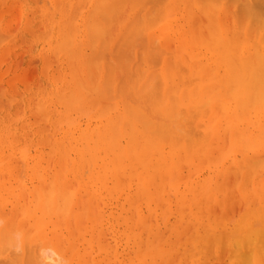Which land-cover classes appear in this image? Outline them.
Segmentation results:
<instances>
[{
    "label": "bare ground",
    "instance_id": "bare-ground-1",
    "mask_svg": "<svg viewBox=\"0 0 264 264\" xmlns=\"http://www.w3.org/2000/svg\"><path fill=\"white\" fill-rule=\"evenodd\" d=\"M51 1L54 2L53 5H55V7H54L53 10H51V6H50V10L53 11L52 15L51 14L48 15V13H47V15L49 16V18H48L49 20L48 21L50 23L48 21L47 22L44 21V22H45V25H46V23H49L50 26H51V27L49 26L50 30L49 31L46 30V31L53 34V36L51 37L52 41H53V39H55L54 40L55 42L57 41L56 42L57 44L55 43L56 45L53 44L52 46L56 47V49H57L56 53L58 55L64 54V55H66L68 57V61H66V59L62 60V58H61V61H63V62L66 61V62L70 63V64L68 63L67 65L68 66L70 65L69 67H71V70L69 69L71 71V73L69 72V77H70V74H71V77L73 76L71 78V80L73 79V81H74V76L75 77H77V76L79 77V75H80L82 77L81 78L79 77V79H77V82L74 81L76 85L73 84V83H70L69 81H71V80L69 79V81H67L68 83L65 86L66 88L64 87L65 90H63V87L59 86L60 88L54 89L51 94L48 93L47 97H45L46 93H44V92H47L48 90L45 91L46 90V89H44L45 87L43 89H41V85H42V84H40L41 82L37 85L38 87L35 85V87H37V89L39 87H40V89L36 92V94H35V92L31 93L32 95H34V94L36 95V99L33 100V101H36V102L34 103V102L31 101L32 103H34L33 104L34 108L32 109L34 112L31 109H30V112L32 111L31 112L32 114L33 113L38 114V116L41 117L42 120H38L39 122H37V119H39V118H37V117H36V119L32 118L31 122H36L34 124L37 125L40 128L36 127V128H38V130L36 131V128H35L36 132L32 131V132H34V134H32V132L30 131V133L32 134L30 137H29L30 133H28L29 135L28 134L26 135V132H24L25 135L28 138H27V140H25L26 143L23 142V144H22V145H24V143H25V145L23 147L20 146L21 149H19V151L21 150V152H19V156L18 155L16 156V153H17L16 150L18 149L19 143H21V141L23 140L22 139L23 137H21V135H20L19 137L22 140L19 139L20 141H18L17 139L19 137L17 139H14V138L12 139V137L14 136V134H13V136H11V138H9L10 140L7 137L9 142L7 141V139L5 141L4 137H2L4 134H3V132H1V129L3 127L0 129V217H2L1 219H3L5 221V226L3 227L2 230H0V264H25V263H29V264H60L59 262H61L62 259L68 261V263L66 262V264H75L74 262H76L77 264H83L84 262H86L84 264H88L89 261L87 262V260H89V259H87V257H90V255L89 256L87 255V254H89L88 253V251H89L88 249L91 247V244L93 243L92 241H90V244H89L88 241L92 238L91 236H93V238H94L95 229H94V233H92L93 235H91L90 239H88V241H86L87 237L85 236L86 238H84L83 234L86 233L87 230H89V229H87V227H86L87 226V224H86L87 221L84 223V220H85V218L87 220V216H85V215H88V217H89L88 219H90V217L92 215L90 214L91 211H89V213H88V208L87 207H89V205H84L85 207L82 205V209L83 210L81 209L79 212L78 211L74 212L71 209H69V207L71 208L73 206V203H75L74 199L75 200L77 199V200L80 201L82 197H88L87 200L89 199V197H90V199L92 197V198H94V203H96V198H97V201L101 200V199L105 200L106 198H109L112 201V199L115 200V199L119 198V196H118L119 194L118 193L124 192L123 191L124 187H126L125 189H129L131 187L130 186V184H131L130 181H132V183H134V184H131V185L132 186L136 185L137 189L136 188L135 189L138 192L134 189V190H132L133 192H131V194L134 195V193L137 192L134 195V197H137V199L132 197V199H129V203L127 202L126 206L129 205L127 208L132 207V205L134 206L133 208H130V209H133V211L134 210L135 211L131 212L132 211L131 210L130 213L131 214L134 213L135 216H134V214H132L134 217H128L127 220L132 219L135 222L136 219H137V221H141V219H142L141 215L143 213H141V211L139 213H138V211L136 212V210L138 208L135 207V205L140 202V200H138V199H140L139 196L141 197L142 201L144 200L143 202H147L146 205H151L150 204L151 201L152 202L155 201L156 203H158L157 206L158 207L160 206L162 208V209L159 208L160 212L162 211V213H163L165 211V213L167 214V212H168V210L166 211V209L168 208V206L166 207L167 201H168V199L171 196H173L172 194L174 193V195H175L176 192H177L178 196L175 195L176 198L174 197V200H172L170 198V200L172 202L176 201V204H173L170 201V204L173 205V208L172 207L171 208L174 210V208H175L174 206H176V207L178 206L177 208H175L177 210H180V211H176L175 210V212H177V215L178 216L179 215L180 216L181 215L185 216L187 213H189L188 215H190V212H188V210H186V209H188V206H185V204L191 203L189 205H193V208H194L193 210L196 209V211H197V209L198 210L202 209V206H203V208H205V207H208L209 205H212V203L216 202V200L213 199V197L214 198L216 197V196H214L216 194L213 195V193H216L215 192L216 189H217V193H219L218 189L222 190L221 188H223V187L225 189H227V187L229 188L230 187L229 185H231V183H233V182H234L233 184L235 186V183H236L235 181H237L236 179L238 178V175L240 173L239 171L241 169H243V170L245 169V172H247L250 175L248 177H250L252 179L254 177L253 180H251L249 178V180H251V182H247V184L252 183L257 178L259 179L258 182L254 181V185H255L254 189L256 187V189H257L256 192H258L259 191L258 189H260L261 193H256V194L253 193L255 191L253 189H252L253 191H251L250 190L251 188L248 185V188H250L249 189L250 191H249L248 188H247V185H246V181H245V184H243L242 182H241V184L246 185L245 189L243 187V190H244L246 195L243 194V192H242V195H239V196H242V198H243L244 197L243 195L247 196L248 194H250V192H252L253 194H255L253 196L251 195L252 198L254 197L252 199V200H254V202L252 200H249L250 197L248 198V196H247L248 200L245 197L243 198L244 204L246 206V204L249 202L250 205H251V201H252L253 205L255 204V205L259 206V208L258 207L255 208V207H253V205H251L252 208H253V209H251L250 206L248 205L251 210L249 209V211L248 210L245 211L246 215H248L247 212H249V214H250L251 211H252L253 214L251 213L250 215H248L249 216V217L247 216L248 219L246 218V216L244 214H241L240 216H242V215L245 216L244 218H245L246 222L244 220V222H245L244 226H242L243 225L242 221L239 220L242 225L240 223H236L237 224L236 227L234 229L232 228L231 230H235V229H237L239 227H240V231H242V229H243L244 233L246 232L245 230H247V232H246L247 234L245 233L244 236L240 237L243 234V232L241 234L239 229H237V230H235L237 232V235L236 236L234 235L232 237H234L235 239L239 238L238 240L236 239V242L239 243V244L237 243V245H238L237 249L241 247L240 248L241 250L238 253H240L241 251L243 252L244 248L247 249L246 251H250V249H251L250 252L253 253L254 248H256L260 243H262L261 241L264 240V238H261V239L259 238L260 235H259V237H258V235H256L257 237L255 238V240L256 241H260L261 240L260 242H256V241H254V239H250V241H252V240L254 241V242L252 241V243H249L250 241L247 242V244H249V245L251 244L252 245L250 249H248L249 245L246 244V241H247L246 239L247 238L248 239L251 238L250 234L253 233L252 229L255 227L253 224L254 223L256 224L257 221L264 222V221H261V217L264 216V194H262V193H264V188H262V187H264V180L261 179V174H262V172H264V171H262V170H264V18H262V17H264V14H261V16H260V13H264V12H260L259 11V8L264 9V0H227V2L226 1L223 2L224 0H222V1H220V0H167L168 2H166L167 5L165 4V6H163L164 5V3H163L164 0H162V1L161 0H159V1L155 0L156 3L153 2L154 0L153 1L152 0L151 1L150 0L146 1L145 0L144 2H142L143 0H141V2L139 3V6L136 3L139 0H130V1L129 0H122V1L121 0H100V1H98V0H83V1L76 0V3H77L78 6H74L75 5V3L73 2L74 0H51ZM84 1H87L86 3L91 2V1H95L96 4L94 2V6L93 7H89V6L86 7L84 5H89V4H86V3L84 4ZM123 1H124L125 4H127V2H128V6H129V2L132 1L131 5L134 6L133 11H130V10H129L130 12L129 11H125V12H129L131 15L129 13H127V14H129L132 18L134 16L133 12L136 9L135 7H137V6L141 7L143 5L142 6V8H143L145 6L144 3H149V2L150 3L152 2L153 4H156L155 6H153V7H155V10H153V7L151 8L150 5L146 4L147 5L146 8L148 10H150V8H151V10H153L151 12L150 11L148 12V10L143 9L144 12H145V13H143L142 8H140L141 9V11H139L140 15L138 14V12L135 14V15L138 14L139 18L142 17L141 15H144L143 16L144 19H145V16L147 17L149 14H151L150 18L147 17V21L146 22H145L144 19H142L143 22L140 21V19H139L138 21H140V24H142V26L140 28V26L138 24L137 25V26H139L138 27V32H136L137 29H135L136 31H134V32L137 33V34L134 35V38L136 36H138L139 37L138 38L139 41L142 40L141 42H139L137 40L138 41V45L135 43L136 46L141 47V49L144 48L145 45L147 44V45H149L148 48L150 47V49H152V51L154 52L155 51L154 49H156V47H158L156 49V52L157 53L159 52V54L161 55V53H163L167 48H169L168 44L170 43L171 40L172 41H171L170 45H172V43L175 40H177V39L180 40V43L182 45V41H181L182 37L180 36V34L181 35H185V31L184 30L186 28H187L186 29L187 30L186 34L189 35L188 36L189 39H187L188 43H189V40L192 37L193 42H191L189 44V45H191V44L192 45L189 46L187 49L184 46H182V47H184L186 49V52L184 51L185 52L184 54H182L180 52V55L186 56L187 58H180V56H179L178 58L176 57V59H175L174 58L175 54H174V52H172L174 55H173V57L170 58V60L173 59V62H172L173 64H177V63H174V59H175L177 62L179 61L178 63L180 65L182 63L184 66H186V68L188 69L187 73L191 74L192 77H194V79H196L197 82L196 81L194 82V84H196V85L192 86L190 83L193 84V81L190 80L191 81L190 82L189 79H188V81L190 83H187L188 81H186V79L188 77V74L185 73V71L182 68H179V70H178V68H176L177 70L174 69V68H172V69L169 68L170 69L169 71H167V72L164 71L166 69H163V67H164V65L166 63L163 65L162 62L163 61L165 62V60L163 59V61H162V58H164V57L161 58L159 56V58H161L159 60H161L160 64L162 66L160 68L157 67V69L156 68H151V69L152 70L155 69L154 70L155 71L154 74H155L156 77L155 76L154 77L156 79L158 77L157 81L160 79L159 81H161V83H162L160 85L164 86L163 87L164 91H165V88L169 89L168 91H170V95L168 94L169 95L168 97H170V98H167V100H166L164 98V96L166 97L167 94L166 95L164 94V96H161L160 94L161 93L163 94L165 92H160V94H159L160 98L157 97L155 102L153 101L156 106L154 104L153 105L155 107L159 108L162 105H160V104H159L160 106L157 105V99L158 100L160 99L162 101L166 100V102H167L168 100H172V98H173L172 96H174L175 100L173 98V101H172V103H174V107L168 106V104L170 103L168 101L167 105L163 103V106L161 107L162 110H160V108H159L158 109L159 111H158L154 107L156 109V110L154 109L155 113L157 112V114L159 116H160V114H161V116H163L165 113L169 112L168 114H166L169 117V114L172 115V112H170V111H173V113H175L174 112L175 110H178L179 112L181 111V109H182V111L185 110L184 111L185 112V116L186 115H190L191 122H189L190 121V119H189V121H188L189 123L187 122V124L190 125V123H191V128L188 125L186 126L184 123H182V124H184V126L183 125L182 126L184 127L185 132H188L190 129H191L190 132H197L196 134H199L198 138L197 137H192V136H194L196 134L194 133V135H193L190 132L186 133L187 135L189 134V136L192 135L190 138H186L187 135L184 136L183 134H182V136H180V135L179 136H175L176 133L174 132L173 129L170 128V126L172 124L170 126H168L170 129H168V127L166 126V128H167V130H166V128L165 129L163 128V127H165L164 125L161 124V125L157 126L156 124L153 123L154 121L149 119V117L147 115H145V114H144V119H142L143 117H140V115L143 114V113H141V112L139 113L140 110L138 111V109H135V112L137 110L136 113H137L138 117L141 119L140 120L138 118L137 122L140 123V124L143 122V124H144V125L141 124L142 127L139 125L141 127L142 131L144 130L147 133V131L149 130V128L147 130V127L149 125H151V126L154 125V127H155V128H153V127L150 126V130L151 129L152 130L151 131L149 130L150 134H154L153 135L154 137L150 135L151 137H153V139H151V137L148 134H146V136H149V137H146V136L144 137L146 142H147V138L151 139L152 140V142H151L152 144L151 143L149 144V142L146 143L144 141L145 143L142 145L140 143L143 142L144 138H143L142 142L139 141V138H140L139 136L141 135V133H139L138 131L141 132V130H139L138 128L135 129V126L138 127V125H135L137 123L136 122V119H137L136 116L137 115H135L136 113L134 112V109H132V110L128 109L130 112L127 111L128 113L124 114V113H122L123 109L122 110L120 109L121 112L119 111V108H121V107H119V108L116 107L118 105V103L115 101V103H117V105H115L113 103L114 105L112 104V106H111V104H110V107H109V106H107V104H105L107 106L106 108L109 107L108 110L106 109L108 112L102 110V107L100 105H99L100 106V108H99L100 111H98L99 109L98 110L96 109L97 106L95 108L93 107L94 105H96L99 102V101H97L98 98H96V97H95L96 98L95 100H96L97 103L93 102L94 103L93 106L92 105H88V104H93L92 103V99H90V97L88 95L94 94V96H95L97 94V92L103 91V89L100 90L101 85H99V84L101 82L103 83V81L106 78H108V77H109V79L112 78L110 76L112 73L111 74L107 73V74H109L108 76L105 73V72H109V70L105 71L107 69V65H106L107 62L105 63V61H106V55L113 53V50H110L111 52L108 51L109 53L107 52V50L109 48L113 49V47H112L113 45H117V46H114L115 50H116V47H118V43H114V41H113V40L117 39V35L118 34L117 33H116V35L113 34L114 37L115 36L116 37L115 38L112 37V39H111V37L108 36L111 39V43H108V42L105 43L104 41L107 40L108 37H105V35L107 36V34H105L106 29H104L103 27L106 26V28H107L108 23H109L108 17H110L109 19H112L111 18L112 17L111 14H113L115 16L116 12H114V10H116V11L119 10L118 7H121L120 5L123 3ZM229 1L231 2L230 4H229ZM2 2H3V4H5L4 0ZM80 2H82L83 4L80 3ZM182 2H183V4H182ZM220 2L223 3V5H221ZM18 3H22V2L19 1ZM160 3L161 4L163 3V4L161 5ZM224 3H226V6L229 5L227 7V9L225 8V4ZM115 4H116V6H115ZM135 4H137V6H135ZM140 4H142V5H140ZM180 4H182V5L179 6ZM79 5H82L83 7L79 6ZM222 6H224V7H222ZM84 7H85V9H88L89 11L87 10V13H86L87 15L81 16V21H82L81 22L82 23L81 27H83V31L86 32V34L88 33V28L89 27H90L91 31H89L90 33H88V35H84V36L82 35L83 36L82 37L81 33H83V34H85V33L81 32V29L78 28V26H80V24L77 25L78 17H77L76 14H78V12H79V15L82 14V11H80V9L82 10V8H84ZM157 7H159V8L162 7L163 8L160 11H158L159 15L156 13L157 12L156 11ZM43 8H44V6H43ZM67 8L68 9L70 8L72 10L74 8H76L79 11L77 12V10L75 9L76 10V14L74 13V11L73 12L71 11V13H70L69 11H66ZM140 9L138 8V10H140ZM223 9H225L224 10V15H225V17H227V20H228V15L231 14L229 16V20L228 21L225 19V17L224 18L221 17V15L224 16L222 14ZM24 10H26V9H24ZM226 10H227V12H225ZM257 10L259 11V13L256 12ZM262 11H264V10H262ZM18 12L20 14V11H18ZM153 12L155 14H157V17H155V18L153 17V16H155L154 14H152ZM176 12H177V15L179 13V18H178V16H175ZM228 12H229V14H228ZM122 13H124V12H122ZM146 13H148V15H146ZM180 13H183V14L181 15ZM107 14H109V15H107ZM160 14H162V15H160ZM47 15L45 14V17H44L45 19L43 18L42 20H47L46 19L48 17ZM58 15H59V17L56 18ZM91 15H92V18H91ZM26 16H28V15H26ZM126 16H125V19H126ZM159 16H161V17H159ZM162 16H163V20H161V22H160V26H159L160 28L159 27H158V29L155 28L157 30H155V29L154 30L151 29L149 31L146 30L148 32H146L145 29H143L145 27V25L149 26L148 24H150V28H152V25H153V27H157L158 24H154L155 23L154 21L157 22L158 17H159V19H162ZM0 17L2 18V16H0ZM40 17H42V16H40ZM123 17H124V15H123ZM152 17L155 19V20L153 19V21H152L153 23L150 21V19H152ZM89 18H91V19H89ZM106 18H107L108 22L104 20ZM132 18H131V21H132ZM136 18H134V19H136ZM184 18H185L186 21L184 20L182 24H184V26L187 25L186 28L183 25H181L179 20H178L177 24H176L177 20L175 21V19H180L181 20V19H184ZM221 18H222V20H221ZM25 19H27V18H25ZM31 20H33L32 17H31ZM103 20L105 21V23H104ZM26 21H28L27 23H30L29 20H26ZM149 21L152 23V25H151V23ZM16 22H18V21L16 20ZM129 22H126L124 24L121 23L122 24L121 25L122 29L124 27H126L127 24H129ZM181 22H182V20H181ZM0 23H1V21H0ZM38 23H40V22H38ZM174 23H175V26L180 23L178 27L179 28H182V27L184 28V30L180 29V31H184L183 32L184 34L182 32H180L179 36L177 35L178 38L174 34L176 39L172 36L173 33H172V35L169 33L170 34L169 35L168 32H170V31L166 30V29L171 30L173 28V24ZM111 24H112V22H111ZM113 24H114V22H113ZM143 24H145V25H143ZM4 25H5V22H4ZM8 25L10 26V23L7 24L6 26H8ZM16 25L18 26V23ZM16 25H14V26L16 27ZM115 25H116V23H115ZM28 27H29V25H28ZM109 27H110V25H109ZM135 27H136V25H135ZM1 28L3 29V25H2ZM4 28L6 30V27H4ZM25 28H27V26ZM25 28H23V30H27L30 27L27 28V29H25ZM37 28H38V26H37ZM139 28L141 30H139ZM179 28L176 27V29H179ZM8 29H9V27H8ZM30 29H32V28H30ZM42 29H41V31H42ZM76 29H77V31L80 29V31L77 34H76V32H77ZM103 29L105 31H103ZM163 29H165L166 32ZM3 30H0V31H3ZM107 30H109V28H107ZM162 30L165 33H167V34H165L163 32H160ZM173 30H175V29H173ZM125 31H127V29ZM9 32H7V33H9ZM178 32H179V30H178ZM1 33H0V36L5 34L3 32H1ZM49 33H47L48 35H46V36H48V38L51 36V34H49ZM79 33H80L81 39L82 38H84L86 40H88V38L90 39V41H89L90 45L86 44V41H85L86 46L81 44L82 42H81V39L79 38ZM174 33H175V31H174ZM120 34H121V30H120ZM120 34L118 35L119 38H120ZM122 34H123V32H122ZM130 34L131 33L129 31V35ZM144 34H146V35H144ZM176 34H177V31H176ZM109 35H111V34H109ZM76 36L79 38V39L77 38L78 41H76L77 40ZM102 36L105 37V40H101ZM131 36H132V34H131ZM186 36L187 35H185L183 37L184 38H188ZM86 37H88V38H86ZM143 37H145L144 39H146V40L140 39V38H143ZM0 38H4V37L2 36ZM5 38H6V36H5ZM172 38H174V41H173ZM129 39L132 40L131 37H129ZM143 40L145 41L146 44H144L142 46V43H144ZM37 41H38V39H37ZM108 41H110V40L108 39ZM115 41L119 42L118 39L115 40ZM74 42H75V44H74ZM187 42H186V44H187ZM28 43H29V41H28ZM76 43H78L80 45V47H78L79 45L76 44ZM91 43H94L95 46L93 44L91 45ZM107 43L109 45L111 44L112 48L111 47L108 48L107 46H109V45H107ZM49 45H50L49 46V48H50L51 44H49ZM73 45H74V47L76 45V47L74 48ZM81 45H83L84 48L81 47ZM147 45L145 47L146 49L144 48L145 51L148 49ZM181 45H180V47H181ZM87 46H88L89 49L93 48L92 50H94L95 52L90 50L91 55L83 54V53L81 54V51L84 50L85 48H87ZM91 46H94V47H91ZM130 46H129V48H130ZM136 46L134 45L133 47L136 49L137 52H134V51H132V52L134 53V56L137 57V60L138 59H142L144 57V55L142 56V55H140V53L143 52L142 50H144V49L138 50L136 48ZM102 47H104V49ZM174 47H172V48H174ZM176 47H177V45H176ZM29 48H30V45H29ZM99 48H101V49H99ZM105 48H107V50ZM170 48H169V50H170ZM79 49L80 50L82 49V50L80 51ZM131 49L133 50V48H131ZM100 50L103 53H101ZM157 50H159V51H157ZM105 51H106V54H104ZM145 51L142 54H145L146 53ZM152 51H151V53H152ZM179 51H181V50H179ZM54 52L55 51H53V53ZM96 52H99V53L103 54V56L105 55L104 56L105 59H103V62L105 64H103V63L101 64V61H98L99 64L95 65V68H93L92 63L97 62V61H95L96 59L94 57H96V55L97 56L99 55ZM123 52H125V51H123ZM138 52H139V54H138ZM169 52L171 53V51H169ZM84 53H85V51H84ZM157 53L153 54V56L155 55V57H156ZM175 53H176V51H175ZM137 54L139 55V57L137 56ZM167 54H169V53H167ZM64 55H63V58H65ZM86 55H87V58L85 57ZM54 56H56L55 53H54ZM100 56L101 55H99V57L97 59H102V56L101 57ZM150 56H152V55H150ZM153 56H152V58H155ZM203 56L207 57V60H209L208 61L209 63L206 62V57H204L205 58V62H202L203 59H204ZM89 57H90V59L93 62L89 59ZM91 57H93V58H91ZM208 57L213 58V60L211 59L212 62H210V58H208ZM42 58H44V57H42ZM145 59H146V57H145ZM145 59L144 60L142 59L143 62H145ZM157 59H156V62H157ZM80 61L83 62L82 64H83L84 67L79 64ZM133 61H134V59H133ZM138 61L140 63H143V62H141V60H138ZM56 62L58 63V61H56ZM66 62H65V65H66ZM75 62L77 63V65H76ZM72 63L74 65H72ZM90 63H91V65H90ZM112 64H114V63L112 62ZM143 64H144V67H145V65H147V63H143ZM143 64H141V65H143ZM160 64H158V66H160ZM65 65H64V67L67 66V65L66 66ZM88 65L91 68L87 72ZM102 65L104 67L103 69H102ZM104 65H106V67ZM42 66H41V68H42ZM73 66H75V67H73ZM78 66L82 67V68H80L81 70L83 68L84 69L82 71H80V70L78 71L79 68L76 69V67H78ZM58 67H60V66H58ZM141 67H142L143 70H145L143 68V66H141ZM151 67H153V66H151ZM169 67H171V66H169ZM85 68H87V69H85ZM100 68L104 71V73L106 75H105V78H103V79L101 78L103 81H101L99 84L97 83V86L99 85V87H100L99 90H96L97 91L96 93H92L91 92L92 87L94 88L96 86V85L93 86V84L96 83V81H93V79H94L95 74L97 73V70H99L98 73H97L98 74V78H100V75H102L101 77H104L103 76L104 73L103 74L102 73L99 74L100 71H102ZM145 68H149V67H145ZM220 69H221L222 75H220L221 73L219 75H217L219 73L218 71ZM84 70H86V73L85 74L83 73L84 75H82L81 72H83ZM140 70H139V72H140ZM143 70L141 72H143ZM149 70L150 69H148V71L146 70V73H144V75L145 74L147 75L149 73ZM152 70L150 71V75L153 72ZM74 71H76V74H75ZM183 71H184L185 74H183ZM77 72L80 73V74H77ZM110 72H112V71H110ZM113 72H114V70H113ZM215 72H217V73H215ZM93 73H95V74H93ZM46 74H48V73H46ZM52 74H53V72H52ZM114 74H115V72H114ZM42 75H43V73H42ZM56 75H57V73H56ZM148 75H147V77H148ZM48 76H50V75H48ZM84 76H85V78H84ZM177 76L178 77L181 76V78L183 76H186V78L183 77L185 80H183V78L182 79L180 78V80H179V78ZM61 77H62V75H61ZM83 78L85 80H87V81L85 82ZM96 78H97V76H96ZM149 78L151 79L150 76H149ZM66 79H64V80L66 81ZM109 79H107V82L104 81L105 85L107 84L106 87L107 86L111 87V85L113 84L112 83L110 85L111 80H109ZM143 80H144V82H145V80H147L146 76L145 77L143 76ZM176 80H178V81L176 82ZM80 81H82V83ZM98 81H99V79H98ZM108 81H109V85H108ZM185 81H186V83H185ZM20 82H21V80H20ZM112 82H114V85H115V81H112ZM139 82H141L142 84L144 83V82H142V79ZM151 82H152V84H149L150 86L153 85V80H151ZM36 84H37V82H36ZM91 84H92V86H91ZM142 84H140V85H142ZM184 84L185 85L187 84V87H184ZM45 85H47V84H45ZM114 85H112V87ZM124 85L125 84H123V86ZM128 85H126V86H128ZM149 85H147V88H148ZM160 85L158 84L157 86L160 87ZM27 86H29V85H27ZM57 86H58V84H57ZM188 86H191V87H188ZM0 87H2V85H0ZM85 87H87V90L90 88L89 92L91 94H89L88 91L85 90ZM106 87H104V88L106 89ZM9 88H10V85H9ZM15 88H16V86H15ZM23 88H25V87H23ZM48 88H50V85H49ZM73 88H75V89H73ZM137 88H142V86L138 87V84H137ZM137 88L135 87V90H134V88H132L134 93L136 92V90H137V92H139L140 89H137ZM160 88L161 89H159V91L162 90V87H160ZM2 89H3V93H4L5 88H2ZM26 89H27V87H26ZM107 89H106V92L104 91V93H107L106 97H108V91H109V90L107 91ZM115 89H117V88L116 87L115 88H111V92L112 93L113 92H116V93L118 92L120 94V93H122L124 91L125 88L121 89L122 92L121 91L119 92L120 89L117 90V91H115ZM0 90H1V88H0ZM126 90H125V92H126ZM13 91H14V89H13ZM25 91H29V90H25ZM154 91H158V90L156 89ZM31 92H32V90H31ZM111 92H109V94ZM131 92H132V90H131ZM3 93H1L0 96H2ZM24 93L26 94V92H24ZM102 93L100 95L105 96V94L104 93L102 94ZM116 93H115V95H116ZM19 94H21V93H19ZM25 94H23V95H25ZM111 94H110L111 98L109 97V98H107V100L104 97V100H106V102H108V103H109V101L111 99L116 100V98H117V97L114 98V96L111 95ZM156 94H157V92H156ZM32 95H30L28 97V99H30V97ZM52 95L56 96L58 99L61 98L60 100H57L56 103L63 104L64 109H65V106H67L66 110L65 111L63 110L64 111L63 113H62V111L61 112L59 111V112H55L54 114L52 113L53 114L52 115V114H50L52 109L49 111L50 113H48V110H49L48 106L49 105L47 106V100H48L47 98L51 97ZM140 95H141V93H140ZM87 96L89 98L88 100L86 99L87 102L91 101V103L88 102L87 106L84 109L85 105H83V104H84L85 98H87ZM94 96L91 95V98H93ZM18 97H20V96H18ZM21 97H24V96H21ZM0 98H2V97H0ZM9 98H10V96H9ZM13 98L15 100V97H13ZM52 98H53V96H52ZM184 98H186V99H184ZM11 99H12V96H11ZM11 99H10V103L13 101V99L12 100ZM17 99L18 98H16V100ZM32 99H34V97L31 98V100ZM54 99H56V98L54 97ZM100 99L101 98L99 96L98 100H100ZM123 99H125V98H123ZM6 100L7 101H5V104L9 105L8 104L9 99H6ZM93 100H94V98H93ZM101 100H103V98ZM119 100H121V98ZM119 100H117V101H119ZM152 100H154V99H152ZM26 101H28V100H26ZM112 101L113 100H111V102ZM48 102H49V100H48ZM123 102L125 104V100H122L120 103H123ZM153 102H151V103H153ZM23 103H25V102H23ZM52 103H53V101H52ZM101 103H104V101H102ZM54 104H55V102H54ZM124 104H123V106H124ZM126 104H127L126 107H128L130 105V102L127 101ZM143 104H145V103H143ZM22 105L23 104H21V107L23 108ZM27 105H28L27 106V108H28L29 104H27ZM105 105H104V109H105ZM0 106H1V103H0ZM91 106L96 110L95 111L96 113L99 112V113H97V115L94 112V115L96 116V117L94 116V118H97L96 120H97V122L98 121L100 122L99 123L100 126H96V127L95 126L93 127L92 125H91V127H86L85 126L86 129H83V131H82V129L80 127H78V126H81L78 123L80 121H77V120H76L77 122L75 121V118L72 116L73 113L71 111H73V109H74L73 112H75L78 109V111L79 110H86L85 112L87 113V111L90 109ZM164 106H168L169 108H173V109H169L168 107H167L168 108L167 109ZM81 108H83V109H81ZM93 108H92V112L94 111ZM115 108H117V109H115ZM131 108H134V106L133 107L131 106ZM137 108H138V106H137ZM165 108L167 110H164ZM178 108H181V109H178ZM139 109H140V107H139ZM148 109L149 108H147L146 110H148ZM111 110L113 111V114L110 115V113L112 112ZM114 110L116 111V113L114 112ZM124 110H126V109L124 108ZM163 110H164V112H163ZM18 111L16 112L17 114L13 113L12 115L13 116H15V115L18 116V114L21 113V111L20 112H18ZM117 111H118V113H117ZM131 111H132V113H134L133 116L136 118L135 121L133 119L134 117L133 116H132L133 118L131 117V115H132ZM178 111H176L177 112L176 113V117L173 116V117H175V119L177 118V114L179 115L180 113H182V111L180 113ZM83 112L84 111H81V113H80V111H79L80 114H82ZM92 112L88 111V114H90L92 116ZM184 112L182 113L183 115H184ZM76 113H75V115H76ZM79 113H77V114H79ZM129 113L131 115H129ZM80 114L78 115V117H80ZM127 114L129 115V117L127 116ZM5 115H7V114H5ZM5 115H4V117H5ZM84 115H85V113H84ZM125 115L127 116L126 119L127 118L128 119L124 121ZM166 115H164L163 118L166 117ZM32 116L35 117L37 115H32ZM141 116H143V115H141ZM2 117L3 116H1V118ZM8 117H9V115H8ZM15 117L12 118V121L13 120L17 121V119L19 118V116H18V118H15ZM81 117H83V114L81 115ZM130 117L134 121V125H132L133 123L131 124V122H133V121L130 122V120H131ZM160 117H159V119H160ZM21 118H22V116H21ZM129 118H130V120H129ZM163 118H161V119H163ZM5 119H7V117ZM172 119L174 120V118H172ZM10 120H11V118H10ZM142 120H144L145 122L142 121ZM149 120H151V122L152 121L153 122L150 124ZM163 120L166 122L167 119L164 118ZM176 120H177L176 121L177 122V126L179 125V123L181 124V122H186V121H181L180 119L178 120V118ZM183 120H184V118H183ZM28 121H30V120L28 119ZM93 121H95V120H93ZM170 121H168V122H170ZM178 121H181V122H178ZM27 122H23L24 125L27 124ZM75 122H76V124H78L77 126H76ZM123 122H126V124L129 123L128 124L129 126L127 127V125H126L127 128L123 129L121 127V125L123 126ZM9 123H8V125L5 126L6 130L8 132H9ZM86 123H87L86 125L89 126V122H86ZM174 123H175V121H174ZM14 124L16 125V123H14ZM20 125H21V123L19 124V126ZM24 125H22V126L25 127V128L23 129V127H21L22 130L26 129V125L25 126ZM40 125L41 126L44 125V126L41 127ZM14 126H12V127H14ZM57 126H60L61 130L59 129V127L56 129ZM161 126H163V127H161ZM172 126H174V125H172ZM160 127L162 128L161 130H160ZM180 127H181V125H180ZM75 128L77 130H79L78 134H77V132H75V130H74ZM78 128H80V129H78ZM29 129L27 128V130H29ZM58 129L60 131L61 136H59L58 133H56L57 132L56 130H58ZM174 129H176V128H174ZM17 130H20V128H18ZM159 130H160V132H159ZM168 130H170V131H168ZM178 130L180 131V129H176V131H178ZM80 131L82 133L81 137H80L81 141L79 140L80 143H78V145H77V141H78V138H79L78 136H80V134H79ZM149 131H148V133H149ZM14 132L15 131L13 129V133ZM74 132L76 134V138L74 136ZM145 132L144 133L142 132L143 136H144ZM172 132L175 133V134H173ZM123 134H125V135L128 134L129 137H127V141H126V138H125L124 143L125 142L126 143L122 145L120 139H122L121 136ZM155 135L157 136L156 138H155ZM124 137L125 136H123V138ZM189 139H191V140H189ZM43 141H47V143L45 142L46 144L45 143L42 144ZM74 141H75V144H74ZM38 142H40V144H37V145L40 146L42 144L43 147L44 146L50 147V149L48 148V151H49L48 153L46 151L42 152V149H38L41 153H39L37 151L39 153V157H38V153H36V155H35V156H37L36 158H33L34 156H32V159L34 161L33 162L31 160V154L27 156V152H29V150H26V147L29 146L30 144L34 143L33 144L34 146H33L32 149L37 148L38 146L35 143H38ZM164 143L165 144L168 143V145H169V147L166 148V149L169 148V151L168 152L166 151L165 154L163 153V151L161 152V147H162V144H164ZM80 144H82V145H80ZM35 145L37 147H35ZM147 145H149V146H147ZM164 146H163V148H164ZM139 147L142 149V151H140V152H138V150L140 149ZM249 150L253 151L254 155L252 154L253 152H251ZM72 151H75L74 155H77L75 158H74L73 155L71 156L73 158H70V155H71ZM199 151H202L201 152L202 154L201 153H198L199 155L196 154ZM237 151L241 152L242 155H241V153L239 154ZM248 151H249L250 155L252 154L251 157L249 156ZM131 152H133V153H131ZM235 153L239 154V156L241 158V161L237 162V158L235 157V155H236ZM43 155H46L47 158H43L44 157ZM196 155L198 157H196ZM28 157L32 161L31 164H29L30 160H28ZM230 158H231L232 162H233V159L235 158L234 160H235L236 164L234 166L230 162L231 163V168L229 169L230 165L225 164V163H227V159H229V161H231ZM240 158H239V160H240ZM34 159H36V162H35ZM97 159H99V163L97 162ZM194 159H195V161H193ZM39 160H41V161L44 160V162L46 160H48V161L51 160L52 162H50V164L53 163L55 171L50 169V168H52L51 167L52 164L49 167L50 164H48V161H47V165H45V164L43 165V162L41 163V161L39 162ZM225 160H226V162L224 163ZM28 161H29V163H28ZM196 161H198V162H196ZM194 162H196V163H194ZM221 162H223V164H225V165L223 166ZM174 163H177L176 164L177 167L174 166L175 165ZM184 164H186V165L183 168ZM218 164L219 165L221 164L223 166V168H221L222 166L220 168L222 170H224L225 173H228V172H226L227 170L228 171L229 170L230 171L233 170L232 168L235 169V172H237L236 169H239L238 174L234 175V173L230 172V171H229L230 174L228 173V175L232 179L234 178L233 182H231L232 179L227 174H225L222 170L221 171L224 173V175L219 169L215 170L217 168L216 166ZM200 165H201V167L203 165L202 168L205 169V167H206L208 170L211 169L210 171L212 173L214 171L215 173L217 172L218 174L216 173L217 176H215V177L212 176V173L210 174L212 177L209 174H208L209 176L206 175V177L203 178V179L200 177V179H202V180H199L200 182H198L195 179L197 181V183H196L195 180H193L194 181V183H192L193 185H190L191 182H193V181H190L191 178L193 177L192 174H196L197 175V173H195V170L197 169L196 171H198V169H201ZM205 165H207V166H205ZM226 165H228V167ZM171 166H174V167H171ZM189 166H190V168L193 167V168H196V169H193V168L189 169ZM209 166L211 168H209ZM170 167H171L172 170L174 168V171L178 170V169H179V171H175L176 173L173 171L174 174H170V173H168V172L172 171L170 169ZM178 167H180V168H178ZM185 167L187 168L185 172L188 171L187 173H189V172L193 171V173H191V174L189 173L190 174L189 177L188 176L187 177L183 176L184 173H182L181 169H185ZM214 167H216V168L214 169ZM225 167L227 168L226 170H225ZM168 168L170 169L169 171H168ZM85 169H86L87 173H88V171L90 172V173H88L89 175L84 171ZM119 169L122 172V174H115L114 172L119 170ZM48 171H50V172H48ZM52 171H54V172H52ZM120 171H119V173H121ZM46 172H48V173H46ZM82 172H83V174H81ZM123 172H124V174H123ZM201 172H202V170H201ZM25 173H27L28 176L31 179L34 180V181L30 180L31 181L30 183L33 184V185L30 184L31 188L25 186V184H24V179H26V178H24V174ZM207 173H209V172H207ZM215 173H213V175ZM219 173H222V175H221L222 178L220 176H218V175H220ZM242 173H240V175ZM244 173H243V175H245ZM80 175H81V177H80ZM83 175H84V177H86V179H85L86 182H84L85 180H83V178H84ZM111 175H113L114 178H116V176L118 178H119V176H120V178L124 177L123 180L125 179L126 184H129V186H126L125 184L123 186L122 183L124 181L122 180L123 182L121 183V187H120V185H119L120 182L117 183L118 179H116L117 181L114 180V178L111 177ZM236 175H237L236 179H235V177H232V176H236ZM107 176H109L110 182H112L111 179H113V182H112L113 185L110 186V184L109 185L107 184L108 183L107 182L108 178H106ZM224 176H228L230 179H228V178H226V179H227V181H230V182H227L226 179H225V181H222L221 179H224L223 178ZM216 177L217 178L219 177L222 182H225V184H223L219 179H218L219 181L216 180L215 179ZM245 177H247V175ZM187 178H189V180ZM242 179H244V177ZM247 179H244V180H247ZM105 180H106L107 183L104 182ZM181 180H183V181L186 180V181H184V183H183V182H181ZM239 181L240 180H238L237 182H239ZM219 182L222 183V184H220ZM259 182H260V185L262 187L259 185ZM34 183H36V184L34 185ZM179 183H183L182 186L185 187L186 190H185V188L183 189V187H182V189L180 188V190H179L180 186L177 189H175L174 186L177 187V185H179ZM185 183H187V185ZM188 183H189V185H188ZM218 183H219L220 186L222 185L223 187L220 188V186L217 185ZM227 183L229 185L225 187V185ZM256 183H258V185ZM116 184H117V186H116ZM236 184H238V183H236ZM241 184H240V187L243 186ZM216 186H218V187H216ZM118 187H120V188L118 189ZM260 187L262 188V190H261ZM121 188H123V190ZM236 188H237V186H236ZM252 188H253V186H252ZM152 189H154V191H151ZM171 189H173V190L170 192L169 190H171ZM182 190H184V191H182ZM246 190H248V191H246ZM134 191H136V192H134ZM226 191L227 192L229 191L228 193H230V194L232 193V190H230V189L229 190L227 189ZM184 192L186 194L189 193L190 196L188 195V197H186ZM234 192L236 193V191L233 190L232 195L234 194ZM153 193H156V194L154 195ZM160 193H162V194H160ZM164 193H165V197L166 198H163L164 197ZM181 193L184 194V196ZM221 193H223V190L221 191ZM115 194H117V195H115ZM123 194H124V197H127V198H128V196H130V197L132 196L129 193H127V195H125V192ZM138 194H139V196H138ZM230 194H229V196L226 194L225 197H227V198L223 197L225 202L223 204L221 203L222 205H220V203H218V202H216V204L214 203L215 205H217V204L220 205V206H217V208L222 206L221 209L218 208L220 211H222V219H221V216H220L221 212L219 210H217V211H219L220 215L219 214L216 215L217 211H214L215 212L214 216H213V213H212V216L214 217V219H216V217L219 215L221 221L223 220V222H224V218H227V216H228V209L227 208H229V207L226 208V205L228 206L227 203L230 202L231 205H235L238 202L240 203V201H239V200H241L240 197L237 196L238 199H239L238 200L237 197H235V194L233 196H230ZM236 194H238V193H236ZM219 195H220L219 196V198H220L223 194H219ZM159 196H160V198H159ZM120 197H121V195H120ZM124 197H122L123 201H120V204L118 203V205H120V206L116 207V209L118 208L119 211H121V210L129 211L130 210V209L127 210L126 207H125V209L123 208V206H124L123 203H125V201L128 200V199H126ZM233 197H235L237 199V201ZM133 198H134V200H133ZM155 198H156V200H155ZM177 198H180L182 201H180ZM185 198L186 199L188 198V199L186 200ZM211 199H212V201H210ZM227 199H229V200H227ZM231 199H233L234 201L231 200ZM245 199L248 201L247 203H245ZM177 200L180 201L181 203L183 202L182 206H181V203L177 204ZM192 200H195L196 202L197 201L198 202L196 203L195 201H193L194 203H192ZM213 200H214V202H213ZM8 201L10 203L14 202V203H12V207H9L10 209L9 208H5L6 207L5 203L9 204ZM71 201H72V204H71ZM90 201H91V203L93 202L92 200H90ZM131 201L133 202V204H131ZM137 201H139V202L135 203ZM161 201H162L163 204L165 202L166 205L164 204V206H163ZM208 201H209L210 204L209 205L208 204L204 205V202L208 203ZM235 201L237 203H235ZM88 202H89V200H88ZM187 202H189V203H187ZM219 202H221V201H219ZM232 202H234L235 204H233ZM69 203L72 206L71 205L68 206ZM107 203L109 204V202H107ZM199 203H202L203 205L201 206V204L199 205ZM230 203H229V205H230ZM183 204H184V206H183ZM241 204H242V207H243L244 206L243 202H241L239 204V207L241 206ZM111 205H113L112 202H111ZM139 205H141V204H139ZM143 205H145V203ZM146 205L144 207H145V210H146L147 213L152 214V213L155 212V211L150 212L151 209H154V207H151V208L149 207V210H148V206H146ZM168 205H169V202H168ZM99 206H100V210H102L101 209L102 206H103L102 200H101V205H99ZM104 206H105V204H104ZM223 206H225L224 208H226V210H227L226 216L225 215L223 216V213H224L223 211H225L223 209ZM181 207H184V209L182 208L183 211H185L184 213H183ZM236 207H238V205ZM242 207H240V209H242ZM171 208H170V210H172ZM230 208H234V207L232 206ZM73 209H74V207H73ZM96 209L99 210V207L96 208ZM235 209H232V210H235ZM237 209L235 211L236 213L238 212ZM215 210H216V208H215ZM230 210L231 209H229V211ZM95 211H96V214L100 213V211L99 212H97V210H95ZM95 211L92 210V212H95ZM109 211L110 212H108V213L105 212V213L106 214H109V213L111 214V209H109ZM123 211H121V212H123ZM121 212L119 213V212L116 211L115 215L116 216L119 215L118 217L121 218L119 220H122V221H120V222L118 221V223H117L116 220H118L117 219L118 217L116 218L115 215H111L112 218H110V220H112L113 218L116 219V220H114L115 221L114 223H116L117 226H118V224L121 225L123 223V220L125 221V223L127 222L126 219H125V217H127V215L123 217V216H121ZM235 212L233 214H235ZM245 212H243V213H245ZM101 213H102V211H101ZM136 213L138 215L141 213V215L136 217V215H137ZM196 213H193V214H196ZM204 213H207V212H204ZM204 213L200 214V212H198V214H196V215H198V217H200L203 220V217L206 219V217H205L206 215H204ZM210 213H211V208H210ZM256 213H259V214H257V217H256ZM96 214L93 213L94 216ZM166 214H165V216H166ZM168 214H170V213H168ZM208 214H209V212H208ZM101 215L104 216V213L101 214ZM132 215H130V216H132ZM145 215H147V214L145 213ZM145 215H144V217H145ZM188 215H186V216H188ZM251 215H252V217H253V215H255L252 219H254L255 217L258 218V219L256 220V222H254L255 219L253 221L251 219L252 223L248 224L247 222L249 221V218L251 217ZM84 216H85V218H84ZM111 216H109V217H111ZM160 216H161V213H160ZM186 216L184 217L185 220H183L182 223H184L186 225H189L188 223H190L193 226H195V227H193L195 229H196L197 226H200L199 224H201V223L195 224V222H197L196 217L195 218L193 217V219L194 220L196 219V220L195 221L193 220L194 222H192L191 220L186 218ZM230 216H232V215H230ZM237 216H238V213H237ZM237 216H236V218H237ZM60 217L61 218L63 217L64 220H61ZM99 217L101 218L100 215H99ZM99 217H97V219ZM181 217H176V218H174L175 220L174 219H171V220L176 222L177 220L178 221L181 220ZM188 217H190V216H188ZM232 217L235 218L234 216H232ZM92 218L95 219V220H91L93 223H94V221L97 222L98 220H100V218L98 220L96 219V217L95 218L92 217ZM147 218L149 219V216ZM209 218H211V217H209ZM102 219H103V217L100 220V225L102 224V222H101ZM104 219L106 220V218H104ZM107 219H109V218H107ZM159 219L161 220L162 218L160 217ZM218 219L219 218L217 217L215 222H214L213 218H211V221H209L210 219H208V220L206 219V221H207V223L208 222H210V223L213 222V224L218 222V224L217 223L215 224V228H216V231L220 230V232H221V228H219V230H218L217 227H216V225L218 226L219 223H220L219 227L221 226V221L219 222ZM262 219H264V218H262ZM59 220L63 221L62 223H64L65 220H66V222H67L66 227H63L62 225H64L65 223L64 224H62V223L60 224ZM110 220H109V223L107 222V224H109V225L111 224ZM142 220H144V218ZM145 220H147V219H145ZM198 220H199V218H198ZM202 220H199V221L202 222ZM104 221H103V224H104ZM137 221H136V224H137ZM148 221H150V219ZM152 221H154V220H152ZM226 221L229 222L228 218L226 219ZM111 222L113 223V221H111ZM130 222H131V225L134 224V222L132 223L131 220L129 221V224L128 223H126V224L124 223V227L126 228V231L128 230V232H129V230H132L131 227H130V229L127 228V227L130 226ZM235 222H238V221H235ZM140 223H143V224H140ZM233 223H231V224H233ZM85 224H86V226H84ZM92 224H91V226H92ZM105 224H106V222H105ZM107 224H106V227L108 226ZM116 224H114V225H116ZM138 224H140L141 225L140 228H142V229H140V232H141V230L144 231V229L146 228L145 234H147L146 231L149 230V229L147 230V228L149 226L147 227L146 224H148V222L145 221V224H144V221H142V222H139ZM138 224L136 225L137 227L136 226L135 227L139 230V227H138L139 225ZM176 224H177V222H176ZM184 224H183V227L185 229H187L186 227H188V226H185ZM213 224H212V228H214ZM126 225H129V226L126 227ZM178 225L179 224H177L176 226H178ZM192 225H190L189 228H191ZM70 226H72V228L74 226V228H73L74 230ZM89 226H90V223H89ZM91 226H90V229L93 230V227H95V225L92 226V227ZM142 226H144V227H142ZM210 226H211V224H210ZM210 226H208V225H206V223L204 224L202 222V225L200 227L203 228V230L202 229L201 230L205 234L203 237H206V234H208L209 232H212V231L208 232V230H205V229L209 228ZM226 226H228V224ZM68 227H70L72 229V231L70 230L71 233L67 234V231L69 230ZM84 227H86V229ZM113 227L114 226L112 224V228ZM132 227L134 228V225H132ZM164 227L165 226H163V229H164ZM172 227L173 226H171V228ZM256 227H258L257 224H256ZM64 228L68 229L65 232L66 234L63 233L64 232L63 231ZM109 228L106 230L105 225L103 226V229H105L106 231H111ZM136 228L133 229L132 235L129 234V237L135 235ZM150 228H151V226H150ZM153 228H151V229H153ZM169 228L170 227H168L166 230L170 231ZM175 228L177 229V227H175ZM229 228L230 227L228 226V229ZM244 228H245V230H244ZM195 229H192L193 232L195 231ZM254 229H256V228H254ZM259 229H262V230H259ZM81 230H83V231H81ZM91 230H89V231L91 232ZM112 230L117 231V229H114V228ZM257 230H259L257 234H259V232H261V234L264 233V226L261 225L260 228H257ZM163 231H165V229ZM172 231H173V228H172ZM187 231H188V229H187ZM196 231H197V229H196ZM206 231L208 233H205ZM249 231H252V232L248 233ZM18 232H19V234H21V241L20 242H21V245H22L23 254L20 253L21 255H19L18 252H17V254L14 253L16 255L13 256V254H12L13 252L11 253V251L14 249V247H15V249L17 248V246L13 245V244L17 243L18 241L14 242V239L17 236L15 238L12 237V236L15 235L14 233H18ZM133 232H134V235H133ZM136 232H137L136 235H138V237H139V234L142 233V232L141 233L139 232V234H138V231H136ZM179 232H180V235H181V234L184 233V230L183 229H182V231L178 230V232H177L178 234H176L177 236L179 235ZM213 232H215V231L213 230ZM111 233H113V232H111ZM196 233H198V231ZM203 233L195 235L194 238L197 239L198 241H199V239L200 240L204 239L203 237L201 238ZM212 233L209 234V237L207 236L208 237V238H206L207 241L208 240L210 241L212 239V237H214V236H212L210 238ZM227 233H230V232H227ZM87 234H88L87 236L89 237V235L91 233L87 232ZM113 234L115 236V233H113ZM223 234H221V235H223ZM254 234H256V232L253 233L252 236ZM213 235H215V233ZM152 236H154V235H152ZM262 236H264V235H262ZM141 237H143V236H141ZM198 237H199V239H198ZM144 238H143V240H144ZM252 238H254V237H252ZM235 239H233V240H235ZM243 239H245V240H243ZM258 239H260V240H258ZM80 241L87 242V246L88 247H86V251L85 252L84 251L82 252V249L80 250V248H79L78 244L82 245V242L79 243ZM236 242H234V244ZM242 242L245 243V245H246L245 247H243L244 245H243ZM254 243H256V244H254ZM83 244H84V242H83ZM240 244H242V245H240ZM229 245H230V248H231V243H229L228 246ZM260 245H262V244H260ZM82 246H85V244L82 245ZM82 246H80V247L82 248ZM233 246H235V245H233ZM9 247H10V253L11 254L8 252ZM12 247H13V249L11 250ZM227 248H229V247H227ZM234 248L236 249V246ZM20 249H21V247H20ZM262 250H264V247H262ZM80 251L82 252L81 254L79 253ZM83 253H85L86 256L85 255L83 256ZM229 253H231V250H230ZM252 253L249 254V252H248L247 255L252 257ZM3 254L4 255L6 254V256H4L2 258L1 256ZM255 255H254V257H255ZM22 256H23V258H24V256L26 258L22 259ZM242 256H245V255H239V259H238L239 263H240V259H242L240 257H242ZM249 256H245L244 258H247ZM262 257H264V256H261V258ZM25 259H27V262L24 261L25 263H23V260H25ZM260 260H262V259H260ZM136 262H138V261L136 260ZM141 262H142L141 264H143V263L145 264L146 263L145 260H142ZM250 262L246 261L244 264H246V263L250 264ZM252 263L253 262H251V264ZM135 264H137V263H135ZM149 264H151V263H149Z\"/></svg>",
    "mask_w": 264,
    "mask_h": 264
},
{
    "label": "rangeland",
    "instance_id": "rangeland-1",
    "mask_svg": "<svg viewBox=\"0 0 264 264\" xmlns=\"http://www.w3.org/2000/svg\"><path fill=\"white\" fill-rule=\"evenodd\" d=\"M3 1V0H2ZM1 0H0V16H2V18L0 19V21H1V23H0V30H3V31H0V33L1 32H3V33H5V34H3L2 36L4 37V38H0V85H2V87H0L1 88V90H0V92L1 93H3V89L2 88H5V90H4V93H3V95L2 96H0V97H2V98H0V103H1V108H0V129H1V132H3V136L2 137H4V140L6 141V139H7V137H8V139L9 138H11V136H13V134H14V136L12 137V139L14 138V139H17L20 135H21V137H23L22 139L19 137L17 140L18 141H20V140H22L21 141V143H19V146H18V149L16 150L17 151V153H16V156L18 155L19 156V152H21V150L19 151V149H21V147H23L24 145H25V143H26V141L25 140H27V134L28 133H30V131L32 132V131H35V128L36 127H38L37 125H35L34 123H36V122H31V120H32V118L33 119H36V117L37 118H39V119H37V122H39L38 120H42L41 119V117H39L38 116V114H36V113H31L33 110V108H34V106H33V104L36 102V101H33V100H35L36 99V92L40 89V87L37 89V85L40 83V84H42L41 85V89H43L44 87V89H46L45 91H47V92H44V93H46L45 94V97H47V95H48V93H52L53 92V90L54 89H58V88H60V87H63V90H65V86H66V84L68 83L67 81H69V79L71 80V78L73 77H71V74H70V77H69V72L71 73V67H69L67 64L69 63V62H66V61H68V57L66 56V55H64V54H60V55H58L57 53H56V51H57V49H56V47L55 46H52L53 44L54 45H56L57 43V41L55 42L54 40L55 39H53V41H52V36H53V34L52 33H49V32H47V31H49L50 30V22L48 21L49 19V16L48 15H52V12L53 11H51V10H53L54 9V7H55V5H53V1H51V0H4V2H5V4H3V2H2ZM22 2V3H18V2ZM25 1V2H24ZM40 1V2H39ZM79 1H83V0H79ZM98 1H100V0H98ZM122 1V0H121ZM130 1V0H129ZM145 0H143L142 2H144ZM146 1H148V0H146ZM151 1V0H150ZM153 1V0H152ZM157 1V0H156ZM159 1V0H158ZM162 1V0H161ZM165 1V0H164ZM163 1V3H164V5L163 6H165V4H166V2H168L167 0L164 2ZM220 1H222V0H220ZM227 2V0H224L223 2ZM74 3H75V5L74 6H78L77 5V3H76V0H74L73 1ZM87 1H84V4L86 3ZM94 2L95 1H91V2H88V3H86V4H89V5H84V6H89V7H93L94 6ZM132 2V1H131ZM131 2H129V6H128V2H127V4H125L124 3V1H123V3L120 5L121 7H118L119 8V10H114V12H116L115 13V16L113 15V14H111V18L112 19H109L110 17H108V20H109V23H108V26H107V28H109V30H107V28H106V26L105 27H103L104 29H106V32H105V34H107V36L105 35V37H111V39H112V37L113 38H115L114 37V35H116V33L119 35L120 34V30H121V34H120V38L118 37V35H117V39H118V41L119 42H116L115 40H117V39H115V40H113L114 41V43H118V47H116V50L114 49V46H117V45H109L108 43H111V39L108 37L107 38V40H105V37L104 36H102V39L101 40H105L104 42L106 43V42H108L107 43V45H109V46H107L108 48L109 47H113V49H108L107 50V48H105L106 50H107V52L109 51V52H111L110 50H113V53L112 54H108V55H106V61H105V63H106V65H107V69L105 70V71H108L109 70V72H105L106 74L107 73H112L110 76L112 77H110L111 79H109V77L108 78H106L104 81L105 82H107V79H109V80H111V82H110V85L112 84V85H114V82H112V81H115V87L117 88V89H115V91H117V90H119V92L121 91L122 92V90L121 89H123V88H125L124 89V91L122 92V93H116V92H111V88H115L114 86L112 87V85H111V87L109 86H107L106 87V85H105V82L102 80L103 78H105V73H104V71L102 70L104 67H103V65H102V71H100V73L99 74H103L104 73V77H101L102 75H100V78H98V71L99 70H97V73L95 74V73H93V74H95V76H94V79L96 78V76H97V78L99 79V81H98V79L96 80H94L93 79V81H96V83H94L93 84V86H95L94 88L92 87V90H91V92L92 93H96L97 91L96 90H99V85H101V88H100V90L101 89H103V91H99V92H97V94L94 96V94H91L90 92H89V89L87 90V87H85V90L86 91H88V93L89 94H91L92 96H94L93 98H94V100H93V98H91V95H88L89 97H90V99H92V103L94 102V103H97L96 102V98H98L99 99V96H100V98L102 99L103 98V100H98L97 99V101H99L96 105H94V103L93 104H88V105H94L93 107L95 108L96 106H97V110L100 108V106L102 107V110H104V111H107L108 110V108L110 107V104H111V106H112V104L114 103L115 105H117V103H118V105L116 106V107H121V108H119V111L121 112V110L123 111L122 113H124V114H126V113H128V112H130L129 110H132V109H134V112H135V109H138V111H139V113L141 112V113H143V114H141V115H143V116H141L140 115V117H143L142 119H144V114L145 115H147L148 117H149V119H151V120H153L152 122L154 123V124H156L157 126L158 125H164L165 127H163V126H161V127H163L164 129L166 128V126L168 127V126H170L171 124L172 125H174V126H170V128L171 129H173L174 130V132L177 134H175V133H173V134H175V136H182V134L184 135V136H186L187 134L186 133H189L190 132V128H191V123H190V125H188L187 124V122L189 121V119H190V115H186L185 116V110L184 111H182V109L181 108H178V109H181V111H182V113L184 112V115L182 114V113H180L178 110H175L174 112L175 113H173V111H170V112H172V115H170L169 114V117L166 115V114H168V113H165L164 115H166V117H164L165 119H167L166 120V122L163 120L164 118H163V116H161V114H160V116L157 114V112L155 113V111H154V109L156 108L157 110L160 108V110H162L161 109V107L163 106V103L164 104H166L167 105V102L169 101L170 103L168 104V106H172V107H174V103H172V101H173V98H174V96H172L171 98H172V100H168L167 102H166V100H167V98H170V97H168L169 95H170V91H168L169 89H166L165 88V91H164V86L163 85H160V84H162L161 83V81H157V79H158V77H157V79L155 78L156 76H155V69H151V68H156L157 69V67H161L162 65L160 64L161 62V60H159V59H161L162 57H164V58H162V61H163V59L165 60V62L163 63L162 62V64L164 65L165 63V65H164V67H163V69H166V70H164V71H169L170 69H172V68H174V69H176V68H178V70H179V68H182L184 71H185V73H187V68H186V66H184L182 63H181V65L175 60L176 59V57L178 58L179 56H180V58H187L186 56H182V55H180V52L182 53V54H184L185 52H186V49L189 47V46H191V45H189L191 42H193V39H192V37H191V39L189 40V43L187 42V39H189V35L188 34H186V26L187 25H185L184 26V24H182L183 23V21L185 20V18L184 19H181L182 20V22H181V20L180 19H175V21H176V24L178 23V20H179V22L181 23V25H183L186 29L184 30V28L182 27V28H179L178 26H179V24L178 25H176L175 26V23L173 24V28L171 29V30H169V29H166L167 31H170V32H168V34L170 33L171 35H172V33H173V37L176 39V37L178 38V36H179V33L180 32H184L185 31V35H187L186 37H188V38H184L183 36H185V35H181L180 34V36L182 37L181 38V41H182V45H181V43H180V40L179 39H177V40H175L174 41V38H172L173 39V43H172V45H170L171 44V41H170V43L168 44L169 46V48H170V50H169V48H167L163 53H161V55L159 54V52L157 53L156 52V49L158 48V47H156V49H154L155 51L153 52L152 51V49H150V47L148 48V46L149 45H147L146 43H145V41L144 40H146V39H144L145 37H143V38H140V39H144L143 41H144V43H142V46L144 45V44H146L147 45V48L149 49H147L146 51H145V47H146V45H145V49L144 48H142V49H144V50H142L141 49V47H138V46H136V44L138 45V41H139V37L138 36H136L135 38H134V35L135 34H137L136 32H138V27L140 26V28H141V26H142V24H140V21H142L143 22V20L142 19H144L143 18V16L144 15H141L142 17H138V14H139V11H141V9L140 8H142V4H140V5H142L141 7H138L139 6V3L141 2V0H139V1H137L136 3L138 4V6H137V4H135V6H137L140 10H138V8L137 7H135L136 9H135V11L133 12L134 14V16H133V18L130 16L131 14L129 13L130 11H133V8H134V6L133 5H131ZM153 2H155V0L153 1ZM180 2V1H179ZM2 3V4H1ZM9 3V4H8ZM80 3H82V2H80ZM79 3V4H80ZM99 3V2H98ZM150 3V2H149ZM144 3V7L142 8V10L143 9H146V10H148L146 7H147V5L146 4H148V5H150L151 6V8L153 7V6H155L156 4H153L152 2V4L150 3ZM156 3V2H155ZM159 3V2H158ZM162 3V4H163ZM189 3V2H188ZM221 3V2H220ZM219 3V4H220ZM231 2L229 1V4H230ZM13 4V5H12ZM28 4V5H27ZM83 4V3H82ZM95 4H96V2H95ZM125 4V5H124ZM161 4V3H160ZM161 4V5H162ZM182 4H183V2H182ZM182 4H180L179 6H181ZM225 4V8L227 9V7L229 6V5H227L226 6V3H224ZM2 5V6H1ZM39 7H38V6ZM159 5V4H158ZM167 5V4H166ZM221 5H223V3H221ZM12 6V7H11ZM20 6V7H19ZM32 6V7H31ZM43 6H44V8H43ZM50 6H51V10H50ZM79 6H82V5H79ZM115 6H116V4H115ZM133 6V7H132ZM160 6V5H159ZM162 6V7H163ZM175 6V5H174ZM177 6V5H176ZM178 6V7H179ZM83 7V6H82ZM88 7V8H89ZM127 7V8H126ZM162 7H157V9H156V13L159 15V12L158 11H160L161 9H163ZM222 7H224V6H222ZM13 8V9H12ZM39 10H38V9ZM49 8V9H48ZM117 8V9H118ZM126 8V9H125ZM129 8V9H128ZM151 8H150V10H148V12L150 11H153V10H155V7H153V10H151ZM20 9V10H19ZM24 9H26V10H24ZM48 9V10H47ZM70 9V8H69ZM68 8H67V10L66 11H69L70 13H71V11L73 12L74 11V13L76 14V8H74L73 10L72 9H70L69 10ZM76 9V10H75ZM84 9V10H83ZM90 9V8H89ZM124 9V10H123ZM23 10V11H22ZM46 10V11H45ZM87 10L88 9H85V7L84 8H82V10L80 9V11H82V14H80L79 15V10H77V12H78V14H76L77 15V17H78V22H77V25L78 24H80V26H78V28H80L81 29V32H84L83 31V27H81L82 26V21H81V16H83V15H87L86 13H87ZM121 10V11H120ZM123 10V11H122ZM130 10V11H129ZM137 10V11H136ZM224 10L225 9H223V11H222V14L224 15ZM262 10H264V9H261V8H259V11L260 12H264V11H262ZM18 11H20V14H19V12ZM36 11V12H35ZM38 11V12H37ZM89 11V10H88ZM125 11H129V12H125ZM259 11L257 10L256 12H258L259 13ZM30 12V13H29ZM44 12V13H43ZM68 12V13H69ZM113 12V11H112ZM122 12H124V13H122ZM138 12V14L137 15H135L136 13ZM225 12H227V10L225 11ZM47 13H48V15H47ZM73 13V14H74ZM127 13H129V14H127ZM142 13V12H141ZM143 13H145L144 12V10H143ZM43 14V15H42ZM45 14L48 16L46 19L47 20H42L44 17H45ZM117 14V15H116ZM152 14H154L155 16H153L154 18L155 17H157V14H155L154 12L152 13ZM181 15L183 14V13H180ZM228 14H229V12H228ZM261 14H264V13H260V16H261ZM26 15H28V16H26ZM104 15V14H103ZM102 15V16H103ZM107 15H109V14H107ZM123 15H124V17H123ZM127 15V16H126ZM129 15V16H128ZM140 15V14H139ZM146 15H148V13H146ZM150 15V16H149ZM147 17H151V14H149ZM160 15H162V14H160ZM185 15V14H184ZM183 15V16H184ZM188 15V14H187ZM227 15V14H226ZM231 14H229L228 15V20H229V16H230ZM14 16V17H13ZM30 16V17H29ZM40 16H42V17H40ZM105 16V15H104ZM125 16H126V19H125ZM164 16V15H163ZM163 16H162V19H159V17H161V16H159L158 17V19H157V22L156 21H154L155 23L154 24H158L157 25V27H153V25H152V21H153V17H152V19H150V21L152 22H150L151 23V25H152V28H150V24H148L149 26H146L145 24H143V25H145V27L143 28V29H145V31L146 30H154L155 28H157L158 29V27L160 26V22H161V20H163ZM175 16H178V18H179V13H178V15H177V12H176V15ZM182 16V17H183ZM186 16V15H185ZM184 16V17H185ZM17 17V18H16ZM31 17H32V19L33 20H31ZM59 17V15L56 17V18H58ZM106 17V16H105ZM114 17V18H113ZM132 18V21H131V18ZM137 17V18H136ZM147 17L145 16V22L147 21ZM181 17V16H180ZM221 17H225V15L224 16H222L221 15ZM16 18V19H15ZM25 18H27V19H25ZM39 18V19H38ZM91 18H92V15H91ZM91 18H89V19H91ZM129 20H128V19ZM134 18H136V19H134ZM262 18H264V17H262ZM45 19V18H44ZM80 19V20H79ZM140 19V21H138ZM225 19L227 20V17H225ZM15 20V21H14ZM16 20L18 21V22H16ZM26 20H29V22L30 23H27L28 21H26ZM105 21H107L108 22V20H107V18L106 19H104ZM103 20V21H104ZM118 20V21H117ZM128 20V21H127ZM155 20V19H154ZM160 20V21H159ZM221 20H222V18H221ZM227 20V21H228ZM25 21V22H24ZM49 22V23H46V25H45V22ZM105 21H104V23H105ZM129 22V24H127V26L126 27H124L123 29H122V27H121V23H126V22ZM159 21V22H158ZM174 21V22H175ZM186 21V20H185ZM3 22V23H2ZM4 22H5V25H4ZM38 22H40V23H38ZM111 22H112V24H111ZM113 22H114V24H113ZM148 22V23H149ZM10 23V26L8 25V26H6L7 24H9ZM15 23V24H14ZM18 23V26L16 25ZM42 23V24H41ZM89 23V22H88ZM115 23H116V25H115ZM132 23V24H131ZM134 23V24H133ZM38 24V25H37ZM139 24V26H137ZM147 24V23H146ZM186 24V23H185ZM2 25H3V29L1 28L2 27ZM14 25H16V27L14 26ZM28 25H29V27L30 28H32V29H30L29 27H28ZM40 25V26H39ZM105 25V24H104ZM109 25H110V27H109ZM135 25H136V27H135ZM24 26V27H23ZM27 26V28H29V29H27V28H25ZM37 26H38V28H37ZM47 26V27H46ZM50 26V27H49ZM175 26V27H174ZM4 27H6V30H5V28ZM8 27H9V29H8ZM77 27V26H76ZM130 27V28H129ZM134 27V28H133ZM176 27L177 28H179V29H176ZM181 27V26H180ZM23 28H25V29H27V30H23ZM43 28V29H42ZM139 28V30H141ZM160 28V27H159ZM11 29V30H10ZM41 29H42V31H41ZM80 29L77 31V29H76V34L80 31ZM103 29V31H105ZM117 29V30H116ZM119 29V30H118ZM127 29V31H125ZM135 29H137V31L135 30ZM157 29H155V30H157ZM173 29H175V30H173ZM180 29L181 30H184V31H180ZM31 30V31H30ZM47 30V31H46ZM87 30V29H86ZM165 32H166V30L165 29H163ZM160 31V32H163V33H165L164 31ZM178 30H179V32H178ZM10 31V32H9ZM89 31H91L90 30V27L88 28V33H90ZM129 31H130V33L132 34V36H131V34L129 35ZM134 31H136V32H134ZM143 31V30H142ZM148 31H146V32H148ZM159 31V30H158ZM157 31V32H158ZM174 31H175V33H174ZM176 31H177V34H176ZM7 32H9V33H7ZM32 32V33H31ZM42 32V33H41ZM80 32V33H81ZM109 32V33H108ZM122 32H123V34H122ZM134 34H133V33ZM145 32V33H146ZM159 32V33H160ZM47 33H49V34H51V36L48 38V36H46V35H48ZM80 33H79V38L81 39V37H80ZM85 34H83V33H81V36L83 35H88V33L86 34V32H84ZM2 34V33H1ZM8 34V35H7ZM109 34H111V35H109ZM114 34V35H113ZM165 34H167V33H165ZM169 34V35H170ZM176 35V37H175V35ZM184 34V33H183ZM11 35V36H10ZM43 37H41V36ZM104 35V34H103ZM113 35V36H112ZM144 35H146V34H144ZM178 35V36H177ZM2 36H0V37H2ZM5 36H6V38H5ZM9 36V37H8ZM46 36V37H45ZM82 36V37H83ZM141 36V35H140ZM129 37H131V39L133 40H130L129 39ZM42 38V39H41ZM48 38V39H47ZM51 38V39H50ZM78 37L76 36V39H77ZM78 38V39H79ZM86 38H88V37H86ZM104 38V39H103ZM37 39H38V41H37ZM78 39L76 40V41H78ZM108 39L110 40V41H108ZM128 39V40H127ZM183 39V40H182ZM84 40V41H83ZM100 40V41H101ZM138 40V41H137ZM28 41H29V43H28ZM75 41V42H76ZM85 41H86V44H88V45H90L89 44V41H90V39L88 38V40H86V39H84V38H82L81 39V44H83V45H85L86 46V44H85ZM88 41V42H87ZM142 41V40H141ZM141 41H139V42H141ZM177 41V42H176ZM185 41V42H184ZM75 42H74V44H75ZM129 42V43H128ZM147 42V41H146ZM176 42V43H175ZM186 42H187V44H186ZM56 43V44H55ZM101 43V42H100ZM113 43V42H112ZM136 43V44H135ZM184 43V44H183ZM49 44H51V47L49 48ZM73 44V43H72ZM76 44H78V43H76ZM94 45L95 46V44L94 43H91V45ZM104 44V43H103ZM29 45H30V48H29ZM79 45V44H78ZM83 45H81V47H83ZM131 45V46H130ZM136 46V48L138 49V50H142L143 52H141L140 53V55H144V57L142 58L143 60L145 59V57H146V59H145V62H143V60L142 59H138V60H141V62H143V63H147V65H145V67H149V68H145L144 67V64L143 63H140L138 60H137V57L136 56H134V53L132 52V51H134V52H137L136 51V49L133 47V46ZM176 45H177V47H176ZM180 45H181V47L182 46H184V47H180ZM186 45V46H185ZM94 46H91V47H94ZM103 46V45H102ZM128 46V47H127ZM129 46H130V48H129ZM156 46V45H155ZM176 48H175V47ZM73 47H74V45H73ZM75 47H76V45H75ZM74 47V48H75ZM78 47H80V45L78 46ZM111 47V48H112ZM172 47H174V48H172ZM84 48V47H83ZM103 49H104V47H102ZM131 48H133V50L131 49ZM2 49V50H1ZM78 49V48H77ZM93 49V48H92ZM92 49H89L88 48V46H87V48H85L84 50H80L81 51V54L83 53V54H88V55H91V53H90V50H92ZM99 49H101V48H99ZM102 49V50H103ZM175 49V50H174ZM52 50V51H51ZM173 50V51H172ZM179 50H181V51H179ZM53 51H55L54 53H55V55L56 56H54V53H53ZM84 51H85V53H84ZM92 51H94V50H92ZM104 51V50H103ZM123 51H125V52H123ZM144 51L146 52L145 54H142V53H144ZM151 51H152V53H151ZM157 51H159V50H157ZM169 51H171V53L172 52H174V54H175V56H174V63H177V64H173L172 62H173V59L172 60H170V58L171 57H173V53L171 54ZM175 51H176V53H175ZM185 51V52H184ZM95 52V51H94ZM100 52L101 53H103L101 50H100ZM140 52V51H139ZM139 52H138V54H139ZM90 53V54H89ZM96 53H98L99 55H101L102 56V59H97L98 57H99V55L97 56L95 53V55H96V57H94L96 60L95 61H97V62H94V63H92L93 61L90 59V57H89V59L92 61L91 63H92V66H93V68H95V65H98L99 63H98V61H101V64L103 63V64H105L104 62H103V59H105V55L103 56V54H101V53H99V52H96ZM133 53V54H132ZM157 53V55H156V57H155V55L153 56V54H156ZM167 53H169V54H167ZM104 54H106V51L104 52ZM136 54V53H135ZM137 54V56L139 57V55ZM165 54V55H164ZM167 54V55H166ZM63 55H64V57L65 58H63ZM120 55V56H119ZM150 55H152L153 57H155V58H152V56H150ZM58 56V57H57ZM93 56V55H92ZM100 56V57H101ZM141 56V57H142ZM159 56L161 57V58H159ZM167 56V57H166ZM170 56V57H169ZM209 56V55H208ZM42 57H44V58H42ZM67 57V58H66ZM86 58H87V55L85 56ZM122 57V58H121ZM148 57V58H147ZM204 57H206V56H203V58ZM61 58H62V60L64 59H66V65H65V62H63V61H61ZM91 58H93V57H91ZM126 58V59H125ZM158 58V59H157ZM208 58H210V62H212L211 61V59L213 60V58H211V57H208ZM44 59V60H43ZM132 59V60H131ZM133 59H134V61H133ZM150 59V60H149ZM156 59H157V62H156ZM94 60V59H93ZM112 60V61H111ZM152 60V61H151ZM155 60V61H154ZM56 61H58V63L56 62ZM82 61V60H81ZM79 62V64L80 65H82L83 66V62ZM116 61V62H115ZM209 60H207V57H206V62H208ZM111 62V63H110ZM112 62L114 63V64H112ZM171 62V63H170ZM181 62V61H180ZM202 62H205V58L203 59V61ZM43 63V64H42ZM64 63V64H63ZM76 63V62H75ZM85 63V62H84ZM91 63H90V65H91ZM209 63V62H208ZM70 64V63H69ZM94 64V65H93ZM141 64H143V65H141ZM158 64H160V66H158ZM172 64V65H171ZM212 64V63H211ZM210 64V65H211ZM44 67H43V66ZM64 65L66 66V67H64ZM72 65H74L73 63H72ZM76 65H77V63H76ZM75 65V66H76ZM86 65V64H85ZM106 65H104L105 67H106ZM143 66V68L145 69V70H143L142 69V67L141 66ZM157 65V66H156ZM168 65V66H167ZM41 66H42V68H41ZM48 66V67H47ZM58 66H60V67H58ZM75 66H73V67H75ZM151 66H153V67H151ZM169 66H171V67H169ZM68 67V68H67ZM84 67V66H83ZM141 67V68H140ZM45 68V69H44ZM66 68V69H65ZM77 68H79L78 69V71L80 70V71H82L80 68H82V67H80V66H78V67H76V69ZM91 67H89V65H88V70H87V72L89 71V69H90ZM115 68V69H114ZM158 68V69H159ZM170 68V69H169ZM55 69V70H54ZM70 69V70H69ZM73 69V68H72ZM85 69H87V68H85ZM141 69V70H140ZM148 69H150L149 70V75H148V77H147V75L145 74L144 75V73H146V70L148 71ZM173 69V70H174ZM95 70V71H96ZM113 70H114V72H115V74H114V72H113ZM139 70H140V72H139ZM143 70V72H141ZM153 71L152 73L154 74H152L151 73V75H150V71ZM177 70V69H176ZM43 71V72H42ZM62 73H61V72ZM110 71H112V72H110ZM184 71H183V74H185L184 73ZM52 72H53V74H52ZM68 74H67V73ZM75 72V74H76V71H74ZM139 72V73H138ZM219 73L217 74V75H219L220 73H221V69L218 71ZM41 73V74H40ZM42 73H43V75H42ZM46 73H48V74H46ZM56 73H57V75H56ZM82 73V75H84L85 73H86V70H84L83 72H81ZM84 73V74H83ZM215 73H217V72H215ZM214 73V74H215ZM52 74V75H51ZM77 74H80V73H78L77 72ZM188 74V73H187ZM48 75H50V76H48ZM59 75V76H58ZM61 75H62V77H61ZM87 75V74H86ZM109 74H107V76H108ZM220 75H222V73L220 74ZM57 76V77H56ZM143 76L145 77L146 76V79L147 80H145V82H144V80H143ZM149 76L151 77V79L149 78ZM155 76V77H154ZM48 79H47V78ZM50 77V78H49ZM54 77V78H53ZM69 77V78H68ZM78 77V76H77ZM77 77H75L74 76V81H76L77 82V79H79V77L81 78L82 76H80L79 75V77L77 78ZM178 77V76H177ZM183 77H185L186 78V76H183ZM182 77V78H183ZM221 77V76H220ZM53 78V79H52ZM60 78V79H59ZM67 78V79H66ZM84 78H85V76H84ZM83 78V79H84ZM102 78V79H101ZM179 78V80H180V78H181V76H179L178 77ZM181 78V79H182ZM7 79V80H6ZM51 79V80H50ZM64 79H66V81L64 80ZM76 79V80H75ZM113 79V80H112ZM142 79V82H144L143 84L141 83V82H139L140 80ZM155 79V80H154ZM188 79H189V81L191 80V81H193V84H194V82L196 81V79H194V77H192V75L191 74H188V77H187V79H186V81H188ZM20 80H21V82H20ZM47 80V81H46ZM150 80V81H149ZM151 80H153V85L152 86H150L149 84H152V82H151ZM183 80H185L184 78H183ZM7 81V82H6ZM73 79L71 80V81H69L70 83H73V84H75V82L73 81ZM83 81V80H82ZM82 81H80L81 83H82ZM84 81L86 82L87 80H85L84 79ZM92 81V82H93ZM101 81H103V83L101 82ZM178 80H176V82H177ZM186 81H185V83H186ZM187 82V83H190V82ZM36 82H37V84H36ZM65 82V83H64ZM79 82V81H78ZM101 82V83H100ZM140 84H142V85H140ZM160 82V83H159ZM184 82V81H183ZM182 82V83H183ZM197 82V81H196ZM97 83L99 84L98 86H97ZM45 84H47V85H45ZM50 85V88H48L49 87V85ZM56 84V85H55ZM57 84H58V86H57ZM65 84V85H64ZM123 84H125L124 86H123ZM129 84V85H128ZM137 84H138V87H140V86H142V88H137ZM160 85V87H162V90H160L159 91V89H161L160 87H158L157 85ZM192 86H195L196 84H192V83H190ZM9 85H10V88H9ZM27 85H29V86H27ZM35 85L37 86V87H35ZM76 85V84H75ZM74 85V86H75ZM82 85V84H81ZM85 85V84H84ZM89 85V84H88ZM87 85V86H88ZM105 85V86H104ZM108 85H109V81H108ZM126 85H128V86H126ZM134 85V86H133ZM147 85H149L148 86V88H147ZM156 85V86H155ZM189 85V84H188ZM15 86H16V88H15ZM40 86V85H39ZM60 86V87H59ZM73 86V85H72ZM91 86H92V84H91ZM103 86V87H102ZM146 86V87H145ZM181 86V85H180ZM183 86V85H182ZM13 87V88H12ZM23 87H25V88H23ZM26 87H27V89H26ZM65 87V88H64ZM76 87V86H75ZM98 87V88H97ZM104 87H106V89H107V91H108V97H106V95H107V93H104V91L106 92V89L104 88ZM119 87V88H118ZM135 87L137 88V89H140L139 90V92H137V90H136V92L134 93L133 92V89L132 88H134V90H135ZM144 87V88H143ZM184 87H187V84L185 85L184 84ZM188 87H191V86H188ZM97 88V89H96ZM110 88V89H109ZM129 88V89H128ZM153 88V89H152ZM180 88V87H179ZM183 88V87H182ZM181 88V89H182ZM12 89V90H11ZM13 89H14V91H13ZM50 89V90H49ZM62 89V88H61ZM73 89H75V88H73ZM105 89V90H104ZM127 89V90H126ZM132 90V92H131V90ZM150 89V90H149ZM158 90V91H154V90ZM11 90V91H10ZM25 90H29V91H25ZM31 90H32V92H31ZM114 90V89H113ZM125 90H126V92H125ZM75 91V90H74ZM129 91V92H128ZM149 91V92H148ZM13 92V93H12ZM24 92H26V94L24 93ZM33 92H35V94L34 95H32L31 93H33ZM104 93L105 94V96H103V95H100L101 93ZM109 92H111L110 94L111 95H113L114 96V98H116V100H114V99H111V100H113L112 102H111V100L109 101V103L108 102H106V100H107V98H111V96H110V94H109ZM151 92V93H150ZM156 92H157V94H156ZM160 92H165V93H161L160 94ZM1 93H0V95H1ZM8 93V94H7ZM19 93H21V94H19ZM102 93V94H103ZM115 93H116V95H115ZM140 93H141V95H140ZM19 94V95H18ZM23 94H25V95H23ZM99 94V95H98ZM123 94V95H122ZM126 94V95H125ZM161 96H164V94L166 95V97L164 96V98L166 99L165 101H162V100H158L157 99V105H162L161 107H155L156 105L154 104V102H155V100H156V98L158 97V98H160V95ZM169 94V95H168ZM30 95H32L33 97H34V99H32L31 100V98H33L32 96L30 97V99H28V97L30 96ZM133 95V96H132ZM149 95V96H148ZM159 95V96H158ZM9 96H10V98H9ZM11 96H12V99H13V101L10 103V99H11ZM18 96H20V97H18ZM21 96H24V97H21ZM50 96V95H49ZM52 96H53V98H52ZM51 97H48L47 99L49 100V102H48V100H47V106H48V108H49V110H48V113H50L49 111L51 110V113L50 114H54L55 112H61L62 111V113L66 110V107L67 106H65V109H64V107H63V104H60V103H56V101L57 100H60V99H58L56 96H54V95H52ZM86 96V95H85ZM88 96H87V98H85V101H84V104L83 105H85L84 106V109H85V107L87 106V103L89 102V103H91V101H88L87 102V100L89 99L88 98ZM103 96V97H102ZM112 96V97H113ZM128 96V97H127ZM13 97H15V100H14V98ZM54 97L56 98V99H54ZM96 97V98H95ZM104 97L106 98V100H104ZM119 97V98H118ZM148 97V98H147ZM151 97V98H150ZM9 99V101H8V104L9 105H6L5 104V101H7L6 99ZM16 98H18L17 100H16ZM22 98V99H21ZM121 98V100H119ZM123 98H125V99H123ZM11 99V100H12ZM54 99V100H53ZM70 99V98H69ZM87 99V100H86ZM133 101H132V100ZM142 99V100H141ZM152 99H154V100H152ZM162 99V98H161ZM184 99H186V98H184ZM25 100V101H24ZM26 100H28V101H26ZM30 100V101H29ZM117 100H119L120 102L122 101V100H125V104H126V102L127 101H129L130 102V105L133 107L134 106V108H131V106L128 108V107H126L127 106V104L125 105L124 104V102L123 103H120L119 101H117ZM145 100V101H144ZM164 100V99H163ZM174 100H175V98H174ZM22 101V102H21ZM34 102V103H32V102ZM52 101H53V103H52ZM70 101V100H69ZM102 101H104V103H101ZM115 101L117 102V103H115ZM154 101V102H153ZM23 102H25V103H23ZM54 102H55V104H54ZM86 102V103H85ZM106 102V103H105ZM151 102H153V103H151ZM175 102V101H174ZM7 103V102H6ZM143 103H145V104H143ZM150 103V104H149ZM4 104V105H3ZM21 104H23L22 106H23V108L21 107ZM27 104H29V107L27 108ZM32 104V105H31ZM59 104V105H58ZM103 104V105H102ZM105 104H107V106H109L108 108H106L107 106L105 105ZM113 104V105H114ZM121 104V105H120ZM123 104H124V106H123ZM155 106H154V105ZM171 104V105H170ZM173 104V105H172ZM55 105V106H54ZM62 105V106H61ZM100 105V106H99ZM104 105H105V109H104ZM145 107H144V106ZM147 105V106H146ZM159 105V106H160ZM179 105V104H178ZM177 105V106H178ZM8 106V107H7ZM32 106V107H31ZM90 107V109L88 110V111H91L92 112V108L93 107ZM99 106V107H98ZM137 106H138V108H137ZM168 106H164V107H168ZM3 107V108H2ZM10 107V108H9ZM136 107V108H135ZM139 107H140V109H139ZM153 107V108H152ZM155 107V108H154ZM163 107V108H164ZM180 107V106H179ZM63 108V109H62ZM89 108V107H88ZM93 108V112H92V116L90 115V114H88V111H87V113L85 112L86 110H79L80 111V113H81V111H84L82 114H83V117H81V115L82 114H80L79 113V111H78V109L75 111V112H73L74 111V109H73V111H71L72 113V116L75 118V121L77 120V121H80V122H78L79 123V125H81V126H78V127H80L81 129H82V131H83V129H86L85 128V126L86 127H91V125L94 127H96V126H100V122L98 121L97 122V118H94V112L96 111L95 109ZM124 108L126 109V110H124ZM131 108V109H130ZM147 108H149L148 110H146ZM152 108V109H151ZM164 109V110H167V109ZM2 109V110H1ZM30 109L32 110L31 112H30ZM62 109V110H61ZM81 109H83V108H81ZM107 109V110H106ZM115 109H117V108H115ZM121 109V110H120ZM129 109V110H128ZM155 109V110H156ZM169 109H173V108H169ZM19 110V111H18ZM64 110V111H63ZM164 110H163V112H164ZM20 112L21 111V113L20 114H18V116H19V118H18V116H13L12 114L14 113V114H17L16 112ZM54 111V112H53ZM98 111H100V109L98 110ZM112 111V110H111ZM128 111V112H127ZM159 111V110H158ZM176 111H178L180 114L178 115L177 114V118H178V120L180 119L181 121H186V122H181V121H178V122H181V124L179 123V125L177 126V118L175 119V117H176ZM34 112V111H33ZM79 113L80 114V117H78V115L79 114H77V113ZM102 112V111H101ZM108 112V111H107ZM110 112V111H109ZM114 112L116 113V111L114 110ZM136 112H137V110H136ZM135 112V113H136ZM166 112V111H165ZM75 113H76V115H75ZM84 113H85V115H84ZM90 113V112H89ZM96 113V112H95ZM97 113H99V112H97ZM97 113H96V115H97ZM117 113H118V111H117ZM138 113V114H139ZM154 115H153V114ZM5 114H7V115H5ZM52 114V115H53ZM111 114H113V111L110 113V115ZM132 114V115H131ZM131 114L129 113V115H131V117L134 115V113H132V111H131ZM4 115H5V117H4ZM8 115H9V117H8ZM11 115V116H10ZM32 115H37V116H32ZM129 115L127 114V116L129 117ZM135 115H137V113L135 114ZM183 115V116H182ZM1 116H3L2 118H1ZM21 116H22V118H21ZM126 115H125V118H124V121L125 120H127L126 119V117H127ZM173 116H175V117H173ZM180 116V117H179ZM184 118V120H183V118ZM189 116V117H188ZM7 117V119L9 120H7V119H5ZM13 117H15V118H18L17 119V121L16 120H13L12 121V118ZM78 117V118H77ZM96 117V116H95ZM130 117V118H131ZM134 117V116H133ZM132 117V118H133ZM137 117V119L134 117L133 119H134V121H135V119H136V122L138 121V115L136 116ZM152 117V118H151ZM159 117H160V119H159ZM174 118V120L172 119V118ZM4 118V119H3ZM10 118H11V120H10ZM14 118V119H15ZM77 118V119H76ZM87 118V119H86ZM130 118H129V120H130ZM132 118H131V120H130V122L131 121H133L132 120ZM157 118V119H156ZM161 118H163V119H161ZM170 118V119H169ZM2 119V120H1ZM28 119L30 120V121H28ZM140 119V118H139ZM148 119V118H147ZM169 119V120H168ZM172 119V120H171ZM6 120V121H5ZM85 120V121H84ZM93 120H95V121H93ZM116 120V119H115ZM141 120V119H140ZM151 120H149V122H150V124L152 123L151 122ZM171 120V121H170ZM28 121V122H27ZM35 121V120H34ZM76 121V122H77ZM134 121L133 122H131V124L132 125H134ZM142 121H144V120H142ZM141 121V122H142ZM168 121H170V122H168ZM174 121H175V123H174ZM10 122V123H9ZM23 122H27V124H25L26 125V129L25 130H22V128L21 127H23L22 125H24V123ZM76 122H75V124H76ZM86 122H89V126L88 125H86L87 123ZM145 122V121H144ZM189 122H191V119H190V121ZM188 122V123H189ZM8 123H9V132L6 130V125H8ZM14 123H16V125L14 124ZM21 123V125L19 126V124ZM138 123V122H137ZM135 124V125H138V127H136L135 126V129L136 128H138L139 130H141V127H142V125H144L143 124V122L140 124V123H138V124ZM148 123V122H147ZM167 123V124H166ZM170 123V124H169ZM174 123V124H173ZM182 123H184L186 126L188 125L190 128V130L188 131V132H185V130H184V124H182ZM4 124V125H3ZM15 126H14V125ZM43 124V123H42ZM129 123H127L126 124V122H123V126L121 125V127L124 129V128H127L129 125H128ZM176 124V125H175ZM24 125V126H25ZM78 124H76V126H77ZM84 125V126H83ZM126 125H127V127H126ZM141 127H140V126ZM146 125V124H145ZM149 125V124H148ZM180 125H181V127H180ZM183 125V126H182ZM194 125V124H193ZM12 126H14V127H12ZM41 126V125H40ZM44 125H42L41 127H43ZM150 126L151 125H149L148 127H147V130H148V128H149V130H150ZM49 127V126H48ZM59 127V129H60V126H57L56 127V129ZM140 127V128H139ZM151 127H153V128H155L154 127V125L153 126H151ZM160 127V130L162 129ZM18 128H20V130H17ZM25 127H23V129H24ZM27 128L29 129V130H27ZM38 128H40V127H38ZM38 128H36V131L38 130ZM80 128H78V129H80ZM144 128V127H143ZM159 128V127H158ZM169 127H168V129H170ZM174 128H176V129H180V131L178 130V131H176V129H174ZM188 128V127H187ZM186 128V129H187ZM193 128V127H192ZM13 129H14V133H13ZM59 129L58 130H56L57 132L56 133H58V135L59 136H61V134H60V131H59ZM137 129V130H138ZM145 129V128H144ZM61 130V129H60ZM75 130V132H77V134H78V131L79 130H77L76 128L74 129ZM77 130V131H76ZM148 130V131H149ZM152 130V129H151ZM150 130V131H151ZM154 130V129H153ZM160 130H159V132H160ZM166 130H167V128H166ZM193 130V129H192ZM28 131V132H27ZM35 131V132H36ZM148 131H147V133L143 130H141V132L140 131H138L139 133H141V135L139 136L140 138H139V141L140 142H142V140H143V138L146 136V134H148L149 136L151 135V136H153L154 134H150V131H149V133H148ZM156 131V130H155ZM154 131V132H155ZM168 131H170V130H168ZM183 131V132H182ZM187 131V130H186ZM194 131V130H193ZM196 131V130H195ZM24 132H26V135H25V133ZM75 132H74V136H75V138H76V134H75ZM145 132V134H144V136H143V133ZM20 133V134H19ZM158 133V132H157ZM185 133V134H184ZM190 133H192L193 135H194V133L196 134L197 132H190ZM19 134V135H18ZM32 134H34V132H32ZM31 133H30V135H29V137L32 135ZM79 134H80V136H78L79 138H78V141L80 140V137H81V131L79 132ZM128 134H123L121 137H122V139H120V141H121V144L123 145V144H125L124 143V141H125V138H126V141H127V137H129V135L127 136ZM157 135V134H156ZM155 135V138L157 137ZM197 135V136H196ZM196 135H194V136H192V135H190L189 136V134L187 135V137L186 138H190L191 136L192 137H197L198 138V135L199 134H196ZM25 136V137H24ZM51 136V135H50ZM123 136H125L124 138H123ZM149 136H146V137H149ZM150 136V137H151ZM154 137V136H153ZM153 137H151V139H153ZM154 138V139H155ZM7 139V141L9 142V140ZM11 139V140H12ZM20 139V140H19ZM151 139H148L147 138V142H149V144L152 142V140ZM185 139V138H184ZM195 139V138H194ZM130 140V139H129ZM149 140V141H148ZM189 140H191V139H189ZM196 140V139H195ZM77 141V145H78V143H80V141L78 142ZM146 142V140H145V138H144V140H143V142L142 143H140V144H144L145 142ZM23 142H25L24 143V145H22L23 144ZM47 143V141H43L42 142V144L43 143ZM146 142V143H147ZM45 143V144H46ZM49 143V142H48ZM139 143V142H138ZM137 143V144H138ZM34 144V143H33ZM33 144H30L29 146H27L26 147V150H29V152H27V156L28 155H30L31 154V160L33 161V159H32V156H34L33 158H36L37 156H35L36 155V153H41L38 149H42V152H49L48 151V148L50 149V147H46V146H42V144L39 146V145H37V144H40V142H38V143H35L36 145H35V147H37V148H34V149H32L33 148ZM44 144V145H45ZM50 144V143H49ZM74 144H75V141H74ZM139 144V145H140ZM152 144V143H151ZM80 145H82V144H80ZM141 145V146H142ZM165 145V146H164ZM168 145V143L167 144H162V147H161V152L163 151V153L165 154L166 153V151L168 152L169 151V148L168 149H166L167 147H169V145ZM21 146V147H20ZM146 146V145H145ZM147 146H149V145H147ZM163 146H164V148H163ZM140 148V147H139ZM164 150H163V149ZM37 149V150H36ZM44 149V150H43ZM34 150V151H33ZM38 151V152H37ZM136 151V150H135ZM140 151H142V149L140 148L139 150H138V152H140ZM203 151V150H202ZM202 151H199V152H197L196 154H198V153H201ZM249 151H251V150H249ZM249 151H248V154H249V156L251 157L252 156V154L254 155V152L253 151H251V152H253L251 155H250V153H249ZM35 154H34V153ZM134 152V151H133ZM133 152H131V153H133ZM137 152V151H136ZM135 152V153H136ZM239 154L241 153V152H239V151H237ZM29 153V154H28ZM39 153H38V157H39ZM73 153V154H72ZM134 153V154H135ZM236 154L235 155V157L237 158V162L238 161H241V158H240V156H239V154ZM34 154V155H33ZM45 154V153H44ZM75 154V151H72L71 152V155H70V158H73V157H71L72 155L74 156V158L77 156V155H74ZM202 154V153H201ZM133 155V154H132ZM199 155V154H198ZM241 155H242V153H241ZM256 155V154H255ZM44 157L43 158H47L46 157V155H43ZM201 156V155H200ZM30 157V156H29ZM29 157H28V160H30L29 159ZM195 157V156H194ZM196 157H198L197 155H196ZM195 157V158H196ZM240 158V160H239V158ZM242 157V156H241ZM193 158V157H192ZM50 159V158H49ZM235 159V158H234ZM233 159V162H232V160H231V158H230V160L231 161H229V159H227V163H225L226 162V160L224 161V163L225 164H228V165H230V167H229V169L231 168V163H232V165H234L235 166V160ZM30 160V163H29V161H28V163L29 164H31L32 163V161ZM35 160V162H36V159H34ZM38 160V159H37ZM41 160H39V162H40ZM47 161L48 160H46L45 162H44V160H42L41 161V163L43 162V165L45 164V165H47ZM193 161H195V159L193 160ZM199 161V160H198ZM198 161H196V162H198ZM34 162V161H33ZM50 162H52L51 160H49L48 161V164H50ZM97 162L99 163V159H97ZM176 162V161H175ZM196 162H194V163H196ZM229 162V163H228ZM231 162V163H230ZM222 163V165L224 166L225 164H223V162H221ZM51 164H52V166H51ZM50 165H49V167L51 166L52 168H50L51 170H54V165H53V163H51ZM175 165L174 166H176V164L177 163H174ZM33 165V164H32ZM186 164H184L183 165V168H184V166H185ZM188 165V164H187ZM221 164L219 165H217L216 167H214V169L215 170H217V169H219L220 171L222 170L221 168H223V166H222ZM228 165H226L227 167H228ZM174 166H171V167H174ZM205 166H207V165H205ZM222 166V167H221ZM169 167V166H168ZM171 167H170V169H171ZM177 167V166H176ZM187 167V166H186ZM185 167V169H181L182 170V173H184L183 174V176H188L189 177V175L191 174V173H193V171H191V172H189V173H187V172H185L186 171V168ZM200 167H201V165H200ZM199 167V168H200ZM202 167H203V165H202ZM201 167V169H198V171H196L197 169L196 168H193V169H196L195 170V173H197V175L196 174H192L193 175V179L191 178V180L190 181H193V180H197L198 182H200L199 180H202L203 178H205L206 177V175H210L212 172L210 171V170H208L206 167H205V169L204 168H202ZM221 167V168H220ZM178 168H180V167H178ZM192 168H190V166H189V169H192ZM209 168H211L210 166H209ZM213 168V167H212ZM169 168H168V171L170 170ZM213 169V170H214ZM227 168L225 167V170H226ZM233 170H229L230 172H233L234 173V175L235 174H238V171H239V169H236L237 170V172H235V169L234 168H232ZM49 170V169H48ZM172 170V169H171ZM200 170V171H199ZM201 170H202V172H201ZM212 170V171H213ZM55 171V170H54ZM54 171H52V172H54ZM86 173H87V171H86V169L84 170ZM83 171V172H84ZM118 171V172H117ZM117 171H115L114 173L115 174H122V172L120 171V169L119 170H117ZM119 171L121 172V173H119ZM154 171V170H153ZM167 171V172H168ZM174 168H173V170L172 171H170V172H168V173H170V174H174V172L175 171H179V169L178 170H175L174 172ZM219 171V172H220ZM224 173H225V171L224 170H222ZM221 171V172H222ZM229 171L227 170L226 172H228L229 173ZM262 171H264V170H262ZM261 171V172H262ZM28 172V171H27ZM48 172H50V171H48ZM48 172H46V173H48ZM83 172L81 173V174H83ZM84 172V173H85ZM166 172V173H167ZM172 172V173H171ZM205 172V173H204ZM207 172H209V173H207ZM222 172V173H223ZM240 173H244L245 172V169L243 170V169H241L240 171H239ZM85 173V174H86ZM88 173H90L89 171H88ZM87 173V174H88ZM176 173V172H175ZM200 173V174H199ZM203 173V174H202ZM207 173V174H206ZM213 173H215L214 171H213ZM213 173H212V176L213 177H215V176H217V174L215 173L214 175H213ZM222 173H219L220 175H218V176H220L221 177V175H222ZM224 173H223V175H224ZM228 173H225V174H227L228 175ZM240 173H239V175H238V178L236 179V177H237V175L236 176H232V177H235V179L238 181V180H240L239 182H237V181H235L236 183H238V184H236L235 183V186H234V178L232 179L229 175V177L232 179V181L231 182H233V183H231V185H229L228 183L225 185V187L226 186H230L229 188L227 187V189L229 190H232V193H233V190H235L236 191V193H238V194H236L235 192H234V194H235V197H240V199L241 200H239L238 199V197H237V199L240 201V203L241 202H243V204H244V201H243V198L245 197L246 199H247V196H248V198L250 197V199L249 200H252L253 198L251 197V195L253 196V195H255L256 193H261V191H260V189H258L259 191L258 192H256L257 191V189H256V187H255V189H254V181L255 182H258L259 181V179L257 178L256 180H254L252 183H249V184H247V182H251V180H253L254 179V177H253V179L252 178H250V177H248V176H250L247 172H245L244 174L245 175H243V173L240 175ZM27 173H25L24 174V178H26V179H24V184H25V186H27V187H29V188H31L30 186L31 185H33L32 183H30L31 181L30 180H33V179H31L29 176H28V174L26 175ZM84 174V175H85ZM86 174V175H87ZM123 174H124V172H123ZM153 174V173H152ZM188 174V175H187ZM230 174V173H229ZM27 177H26V176ZM84 175H83V177H84ZM89 175V174H88ZM110 175V174H109ZM195 175V176H194ZM199 175V176H198ZM208 175V176H209ZM233 175V174H232ZM247 175V177H245ZM119 176V175H118ZM122 176V175H121ZM125 176V175H124ZM127 176V175H126ZM197 176V177H196ZM211 176V175H210ZM211 176V177H212ZM228 176H224L223 178L224 179H221L222 181H225V179L226 178H228V179H230ZM80 177H81V175H80ZM111 177H113V175H111ZM110 177V178H111ZM128 177V176H127ZM196 177V178H195ZM199 177V178H198ZM200 177L202 178V179H200ZM244 177V179H247V180H244V179H242ZM252 177V176H251ZM89 178V177H88ZM87 178V179H88ZM106 178H108V183L106 182V180L104 181L105 183H107L108 185L110 184V186L111 185H113V179H111V181L112 182H110V179H109V176H107ZM114 178V177H113ZM119 178H120V176H119ZM117 176H116V178H114V180H116V179H118V181H117V183L118 182H120L119 183V185H120V187H121V183L123 184V186H124V184L126 185V186H129V184H126V182H125V179L123 180V178L120 180ZM129 178V177H128ZM127 178V179H128ZM135 178V177H134ZM222 178V177H221ZM240 178V179H239ZM249 178L251 179V180H249ZM86 179V177H84L83 178V180H85ZM186 179V178H185ZM188 180H189V178H187ZM216 180H220V178L218 177H216L215 178ZM261 179L262 180H264V172H262V174H261ZM28 180V181H27ZM120 180V181H119ZM123 180V181H122ZM195 180V181H196ZM218 180V181H219ZM220 180V181H221ZM249 180V181H248ZM34 181V180H33ZM184 181H186V180H184ZM184 181L183 180H181V182H183L184 183ZM197 181H196V183H197ZM221 181V182H222ZM226 181H227V179H226ZM245 181H246V185H247V188H248V185L250 186V188H248V190L250 189L251 191H255V192H253V193H255V194H253L252 192H250V194H248L247 196H245L246 194H245V192H244V190H243V187H244V189H245V186L246 185H243V184H245ZM84 182H86V180L84 181ZM128 182V181H127ZM188 182V181H187ZM227 182H230V181H227ZM241 182L243 183V184H241ZM112 183V184H111ZM130 183L131 184H134V183H132V181H130ZM183 183H179V185H177V187L176 186H174L175 187V189H177L179 186V190H180V188L182 189V185H183ZM192 183H194V181L193 182H191V184L190 185H193ZM220 183V182H219ZM219 183L217 184V185H219ZM223 184H225V182H222ZM222 183H220V184H222ZM31 184V185H30ZM36 183H34V185H35ZM130 184V188L129 189H125L126 187H124V190H123V188H121L124 192H125V195H127V193H129V194H131V192H133L132 190H134L135 188L137 189V186L136 185H131ZM181 184V185H180ZM186 185H187V183H185ZM184 184V185H185ZM240 184L241 185H243V186H241L240 187ZM252 184V185H251ZM257 185H258V183H256ZM188 185H189V183H188ZM239 185V186H238ZM259 185H260V182H259ZM116 186H117V184H116ZM122 186V187H123ZM220 186V185H219ZM236 186H237V188H236ZM252 186H253V188H252ZM261 186V185H260ZM120 187H118V189L120 188ZM216 187H218V186H216ZM221 187H223L222 185L220 186V188ZM232 187V188H231ZM262 187V186H261ZM260 187V188H261ZM185 187H183V189H184ZM224 188V187H223ZM223 188H221L222 190H223V193H221V191L222 190H220V189H218L219 190V193H217V189H216V193H213V195L214 194H216V195H214V196H216L215 198L213 197V199L214 200H216V202H218V203H220V205H222L224 202H225V200H224V198L223 197H225L226 196V194L229 196V194L230 193H228L226 190L227 189H223ZM240 188V189H239ZM262 188H264V187H262ZM262 188H261V190H262ZM135 189V190H136ZM253 189V190H252ZM128 190V191H127ZM173 189H171V190H169L170 192L172 191ZM185 190H186V188H185ZM240 190V191H239ZM248 190H246V191H248ZM249 190V191H250ZM130 191V192H129ZM137 191V190H136ZM136 191H134V192H136ZM151 191H154V189H152ZM168 191V192H169ZM182 191H184V190H182ZM181 191V192H182ZM226 191V192H225ZM121 192V191H120ZM124 192H121V193H118L119 195V198H117V199H115V200H113L112 199V201H111V199H109V198H106L105 200L104 199H101L102 200V203H103V206H102V210H100V206L99 205H101V200H98L97 201V198H96V203H94V198H92L91 197V199H90V197H89V202H88V200H87V198L88 197H82L81 198V200L79 201V200H75L74 199V202L75 203H73V206L71 205L72 204V201H71V204L69 203V205L68 206H72L71 208L69 207V209H71L72 211H74V212H79L81 209H82V205L84 206V205H89V207H87L88 208V213H89V211H91L90 212V214L92 215L91 217H90V219H88L89 217H88V215H85V216H87V220H86V218H85V216H84V218H85V220H84V223L86 222V224H87V226H86V224L84 225V226H86L87 227V229H89V230H91L90 229V226H91V224L93 223L91 220H95V219H93L92 217H96V219H97V217H99V215L101 216V218L103 217V219H102V224L100 225V220H101V218H100V220H96L97 222H95L94 221V223L92 224V226H94L95 225V227H93V230H91V232L89 231V230H87V232L88 233H91L90 235H89V237L87 236L88 234H87V232L86 233H84L83 234V237L84 238H86L87 240L86 241H88V239H90V236L91 235H93L92 233H94V229H95V233H94V238H93V236H91L92 238L88 241L89 242V244H90V241H92L91 243V247L87 250L88 251V253L89 254H87L88 256L90 255V257H87V259H89V260H87V262L89 261V263L88 264H135V263H137V264H141L142 262V260H145L146 261V263L145 264H149V263H151V264H244L246 261H251V262H253L252 264H257L258 262V264H264V257H262L261 258V256H264V250H262V247H264V240H260L261 238H264V236H262V235H264V233H262L261 234V232H259V234H257L258 233V231L259 230H262V229H259V230H257V228H260V226L262 225V226H264V222H260V221H257L256 222V220L258 219V218H256L257 217V214H259V213H256V217L254 218L255 219V221L254 222H256V224H257V226L258 227H256V224L254 223L253 225L255 226L254 228H256V229H252V231H253V233H255L256 232V234H254L253 236H252V234H250V236H251V238H247L246 236V244H247V242H249L250 241V239H254V241H256L255 240V238L257 237L256 235H258V237H259V235H260V239H258V240H260L262 243H260V244H262V245H256L257 247L256 248H254V251H253V253L252 252H250L251 251V244L249 245V244H247V245H249V248L248 249H250V251H246L247 249H245L244 248V250H243V252L240 254V253H238L241 249V247L240 248H238L237 249V247H238V245H237V243L238 242H236V239L234 238V237H232V236H236L237 235V232L235 231V230H237V229H239V231H240V227L239 228H237V229H235V230H231L232 228L234 229L235 227H236V223H240V221L239 220H241L242 221V223H243V225L242 226H244V223L246 222V220H245V216H246V218H247V216L248 215H250L251 213H252V211L250 212V214H249V212H247V214L248 215H246V212L245 211H249V209L251 208V209H253L252 208V206L251 205H253V203H252V201L254 202V200H252L251 201V205H250V203L245 199V203H247L246 204V206H245V204H244V206L242 207V204H241V206L240 207H242V209H240V207H239V204L236 202L237 201V199L235 198V197H233L234 199H236V201H235V203H237V204H235L234 202H232L233 204H235V205H231V203H230V205H229V203H227L228 204V206L226 205V208L227 207H229V208H227L228 209V216H227V218H228V220H229V222L228 221H226V219L227 218H224V222H223V220L221 221V219H222V211H220L219 209H221V207H218L217 208V206H220V205H215L216 204V202H214V200H213V202L215 203H212V205H209L210 203H209V201H208V203H205L204 202V205L206 204H208L209 206L208 207H205V208H203V204L202 203H199V205L201 204V206H202V209H200V210H198L197 209V211H196V209L195 210H193L194 208H193V205H189V204H191V203H189V202H187V203H189V204H185V206H188V209H186V210H188V212H190V215H188L189 213H187L186 215H188V216H190V217H188V216H186V218H188L189 220H191L192 222H194L196 219H197V222H195V224H199V223H201V224H199L200 226L202 225V222L205 224L206 223V225H208V226H210V224H211V226L209 227V228H207V229H205V230H208V232L209 231H212L213 232V230L215 231V232H205V233H208V234H206V237H203L205 234L202 232V230H203V228H201L200 226H197L196 227V229H197V231H198V233H196L197 231H196V229L195 228H193V227H195V226H193L192 224H190V223H188L189 225H186V224H184V223H182L183 222V220H185V216H183V215H177V212H175V210L176 211H180V210H177V209H175V208H177L176 206H174L175 208H174V210L172 209L173 208V205H171L170 204V198L172 199V200H174V197H175V195L176 196H178V194H177V192H176V194L174 195V193L172 194L173 196H171L170 194V198L168 199V201H167V205L165 204V202H164V204L166 205V207L168 206V208L166 209V211L168 210V212H167V214L165 213V211L162 213V211L160 212V209L159 208H161L160 206L158 207L157 206V204L158 203H156L155 201L154 202H152L151 201V205H146V203L147 202H143L142 200H141V197L139 196V194H138V196H139V198L140 199H138V200H140V202L139 201H137V202H135V203H138V204H136L137 206L139 205V204H141V205H139L138 207L135 205V207L136 208H138L137 210H136V212L138 211V213L141 211V213H143L142 215H141V213L138 215L137 213V215H136V217L137 216H140L141 215V218L143 219L144 218V220H142L141 219V221H137V219H136V221H137V224L139 223V222H142V221H144V224H145V221L146 222H148V224H146V226L148 227L147 228V230L148 231H146V233L147 234H145V230H146V228L144 229V231L143 230H141V232H140V229H142V228H140L141 227V225L140 224H143V223H140V224H138L139 226V230L136 228L137 226V224H136V221L134 222L132 219H130L131 221H132V223L134 222V224H132V225H134V228L132 227V225H131V222H130V226L129 225H126V227L127 226H129V227H127V228H129L130 229V227L132 228V230H129V232H128V230L126 231V228L124 227V223H125V221L123 220V223L121 224V225H119L118 224V226H117V224L116 223H114L115 221L114 220H116L115 218H113L112 220H110V218H112V216L111 215H115V213H116V211L117 212H121V211H123V210H121V211H119V209L117 208L116 209V207H119L120 205H118V203L120 204V201H123V198L122 197H124ZM138 192V191H137ZM136 192V193H137ZM179 192V191H178ZM225 192V193H224ZM240 192V193H239ZM242 192H243V194H245V195H243L244 197L242 198V196H239V195H242ZM136 193H134V195L136 194ZM163 193V192H162ZM162 193H160V194H162ZM185 193V192H184ZM232 193L230 194V196H233L232 195ZM248 193V192H247ZM252 193V194H251ZM154 195L156 194V193H153ZM167 194V193H166ZM182 194V193H181ZM218 194V195H217ZM219 194H223L220 198H219ZM262 194H264V193H262ZM115 195H117V194H115ZM120 195H121V197H120ZM132 195V194H131ZM134 195H132L131 197L130 196H128V198L127 197H124V198H126V199H128V200H126L125 201V203H123L124 204V206H123V208L125 209V207H126V209L128 210V209H130V208H133L134 206L132 205V207H129V208H127L129 205H127L126 206V204H127V202L129 203V199H132V197H134ZM168 195V194H167ZM183 196H184V194H182ZM185 195H186V197H188V195L190 196V194L188 193V194H186L185 193ZM117 196V197H118ZM161 196V195H160ZM160 196H159V198H160ZM130 197V198H129ZM153 197V196H152ZM163 197V196H162ZM169 197V196H168ZM102 198V197H101ZM135 199H137V197H134ZM134 198H133V200H134ZM163 198H166L165 197V193H164V197ZM176 198V197H175ZM219 198V199H218ZM225 198H227V197H225ZM232 198V197H231ZM109 201H108V200ZM177 199H179L180 201H182L180 198H177ZM186 199V198H185ZM188 199V198H187ZM186 199V200H187ZM190 199V198H189ZM193 199V198H192ZM90 200H92L93 202L91 203V201ZM119 200V201H118ZM153 200V199H152ZM155 200H156V198H155ZM159 200V199H158ZM162 200V199H161ZM221 201V202H219V201ZM227 200H229V199H227ZM231 200H233V199H231ZM105 201V202H104ZM136 201V200H135ZM146 201V200H145ZM164 201V200H163ZM180 201H178L177 200V204L178 203H181ZM185 201V200H184ZM193 201H195V200H192V203H194ZM210 201H212V199L210 200ZM234 201V200H233ZM9 202V201H8ZM100 202V203H99ZM107 202H109V204L107 203ZM111 202H112V204L113 205H111ZM168 202H169V205H168ZM196 202V201H195ZM198 202V201H197ZM196 202V203H197ZM12 203H14V202H9V204L8 203H5V208H9V207H12ZM107 203V204H106ZM145 203V205L146 206H148V210H149V207L151 208V207H154V209H151V211L150 212H153V211H155L154 213H152V214H149V213H147L146 212V210H145V205H143ZM153 203V204H152ZM161 203H162V201H161ZM171 203H173V204H176V201H174V202H172L171 201ZM183 203V202H182ZM182 203H181V206H182ZM222 203V204H221ZM7 204V205H6ZM11 204V205H10ZM104 204H105V206H104ZM115 204V205H114ZM122 204V205H123ZM131 204H133V202L131 201ZM163 204V203H162ZM164 204H163V206H164ZM109 207H108V206ZM157 207H156V206ZM161 205V204H160ZM197 205V204H196ZM198 205V206H199ZM238 205V207H236ZM250 206V208H249V206ZM14 206V205H13ZM76 206V207H75ZM80 206V207H79ZM180 206V205H179ZM183 206H184V204H183ZM213 206V207H212ZM234 207V208H230V207ZM73 207H74V209H73ZM85 207V206H84ZM99 207V210L98 209H96V208H98ZM111 207V208H110ZM141 209H140V208ZM172 207V208H171ZM197 207V206H196ZM195 207V208H196ZM216 208V210H215V208ZM225 206H223V209L225 210V211H223L224 213H223V216L225 215L226 216V212H227V210H226V208H224ZM253 207H255V208H259V206H257V205H253ZM165 208V207H164ZM170 208L172 209V210H170ZM180 208V207H179ZM178 208V209H179ZM184 209V207H181V209ZM210 208H211V213H210ZM238 210V216H237V213L235 212L236 211V209ZM10 209V208H9ZM8 209V210H9ZM78 209V210H77ZM104 209V210H103ZM109 209H111V214L109 213V214H106V213H108V212H110L109 211ZM162 209V208H161ZM183 209H182V211H183ZM214 209V210H213ZM229 209H231L230 211H229ZM232 209H235V210H232ZM250 209V210H251ZM83 210V209H82ZM92 210H97V212H99L100 211V213H101V211H102V213L101 214H103L104 213V216L103 215H101L100 213H97L96 214V211L95 212H92ZM113 210V211H112ZM132 210V211H131ZM159 210V211H158ZM209 210V211H208ZM213 210V211H212ZM217 210H219L221 213V215L219 214V211H217ZM241 210V211H240ZM130 211L131 212H134L133 211V209H130L129 211H123V212H121V216H126L127 215V217H125V219H126V223H128L129 224V221L130 220H127V218L128 217H134L135 216V214L134 213H132V214H134V216L130 213ZM203 211V212H202ZM214 211H217V213H216V215L217 214H219L220 216H221V219H220V217H219V215L217 216L219 219V222L221 221V226L219 227V225H220V223H219V225L217 226L216 225V227H217V229L219 230V228H221V232H220V230L219 231H216V228H215V224L217 223L218 224V222H216L215 224H213V222H208L207 223V221H206V219L208 220V219H210L209 221H211V218H213V220H214V222L216 221V219H217V217H216V219H214ZM106 212V213H105ZM185 211H183V213H184ZM197 212V213H196ZM198 212H200V214H202V213H204V212H207V213H204V215H206L205 217H206V219L203 217V220L200 218V217H198V215H196V214H198ZM208 212H209V214H208ZM235 212V214H233ZM240 212V213H239ZM243 212H245V213H243ZM93 213H95L96 215L94 216L93 215ZM113 213V214H112ZM126 213V214H125ZM145 213L147 214V215H145ZM160 213H161V216H160ZM168 213H170V214H168ZM193 213H196V214H193ZM212 213H213V216H212ZM232 213V214H231ZM132 215V216H130V215ZM154 214V215H153ZM156 214V215H155ZM165 214H166V216H165ZM180 214V213H179ZM208 214V215H207ZM241 214H244V215H242V216H240ZM253 214V213H252ZM144 215H145V217H144ZM152 215V216H151ZM196 215V216H195ZM211 215V216H210ZM230 215H232V216H234L235 218H236V216H237V218L235 219V218H233L232 216H230ZM109 216H111V217H109ZM119 215H115V217L117 218ZM149 216V219H150V221H148L149 219L147 218ZM154 216V217H153ZM169 216V217H168ZM255 215H253V217H254ZM122 217V218H123ZM153 219H152V218ZM156 217V218H155ZM162 218L161 220L159 219V218ZM172 217V218H171ZM176 217H181V220H177L176 222H177V224H179L178 226H176L177 224H176V222L175 221H173V220H171V219H174V218H176ZM193 217L195 218L196 217V219L194 220L193 219ZM209 217H211V218H209ZM249 217V216H248ZM252 217V215H251V217L249 218V221L247 222L248 224L250 223H252L251 222V219L253 218ZM2 217H0V230H2L3 229V227L5 226V221L3 220V219H1ZM61 218V217H60ZM59 218V219H60ZM104 218H106V220L104 219ZM107 218H109V219H107ZM191 218V219H190ZM198 218H199V220H202V222H200L199 220H198ZM242 218V219H241ZM262 218H264V216H262L261 217V221H264V219H262ZM118 220H116L117 221V223H118V221L120 222V221H122V220H119V219H121L120 217H118L117 218ZM145 219H147V220H145ZM156 219V220H155ZM205 219V220H204ZM248 219V218H247ZM254 219H252V221L254 220ZM61 220H64V218L62 217L61 218ZM61 220H59V222H60V224L63 222V221H61ZM105 220V221H104ZM108 220V221H107ZM109 220H110V225L109 224H107V222L109 223ZM152 220H154V221H152ZM170 220V221H169ZM175 220V219H174ZM187 220V219H186ZM194 220V221H193ZM244 220H245V222H244ZM103 221H104V224H103ZM111 221H113V223L111 222ZM190 221V222H191ZM235 221H238V222H235ZM92 222V223H91ZM105 222H106V224L110 227H106V224H105ZM158 222V223H157ZM162 222V223H161ZM165 222V223H164ZM170 222V223H169ZM235 224H234V223ZM260 222V223H259ZM65 223V224H64ZM64 223H62V224H64V225H62L63 227H66V224H67V222H66V220H65V222ZM89 223H90V226H89ZM125 223V224H126ZM153 223V224H152ZM175 223V224H174ZM231 223H233V224H231ZM112 224H113V228L114 229H117V231H114V230H112L113 228H112ZM114 224H116V225H114ZM182 224V225H181ZM183 224L185 225V226H188V227H186L187 229H188V231H187V229H185L184 227H183ZM212 224L214 225L213 227L214 228H212ZM228 224V226L230 227L229 229H228V226H226ZM260 224V225H259ZM105 225V228H106V230L109 228L111 231H106L105 229H103V226ZM161 225V226H160ZM167 225V226H166ZM170 225V226H169ZM190 225H192L191 226V228H189L190 227ZM231 225V226H230ZM246 225V224H245ZM91 226V227H92ZM99 226V227H98ZM102 226V227H101ZM136 226V227H135ZM150 226H151V228H153V229H151L150 228ZM163 226H165L164 227V229H165V231H163L164 229H163ZM171 226H173L172 228H173V231H172V228H171ZM205 226V225H204ZM71 228H72V226H70ZM70 227H68V229L67 228H64V232L63 233H65L66 232V230H68L67 231V234L68 233H71L70 232V230L72 231V229L74 228V226H73V228L71 229ZM86 227H84L85 229H86ZM142 227H144V226H142ZM168 227H170L169 229H170V231L169 230H166ZM175 227H177V229L179 230V231H182V229L184 230V233L183 234H181L180 235V232H179V235L177 236L176 234H178L177 232H178V230L175 228ZM183 227V228H182ZM238 227V226H237ZM136 228V231H138V234H139V232L141 233V234H139V237H138V235H136L137 234V232L135 231V235H134V232H133V235L134 236H131V237H129V234L130 235H132V231H133V229H135ZM119 229V230H118ZM125 229V230H124ZM175 229V230H174ZM192 229H195V231L193 232V230ZM200 229V230H199ZM202 229V230H201ZM211 229V230H210ZM249 229V228H248ZM74 230V229H73ZM151 230V231H150ZM229 230V231H228ZM244 230H245V228H244ZM250 230V229H249ZM81 231H83V230H81ZM156 231V232H155ZM223 231V232H222ZM246 232H247V230H245ZM252 231H249L248 233H250V232H252ZM111 232H113V233H115V236H114V234L113 233H111ZM150 232V233H149ZM159 232V233H158ZM220 232V233H219ZM227 232H232L231 234L230 233H227ZM241 232V234H242V232H243V229H242V231H240ZM245 232V233H246ZM117 233V234H116ZM195 233V234H194ZM201 233H203L202 234V236H201V238L203 237L204 239H199V237H198V239H199V241L197 240V239H195L194 237H195V235H198V234H201ZM212 233V235L210 236V238L212 237V236H214V237H212V239L209 241H207L206 240V238H208L209 237V234H211ZM215 233V235H213ZM224 233V234H223ZM226 233V234H225ZM235 233V234H234ZM244 232H243V234L240 236V237H242V236H244V234H245ZM15 235H13L12 237H16L15 239H14V242H17V243H15V244H13V245H16L17 246V248L15 249V247H14V249H13V247L11 248V253L13 254V256H15L16 254H17V252H18V254L19 255H21V254H23V250H22V245H21V234H19V232L18 233H14ZM66 234V233H65ZM113 234V235H112ZM154 235V236H152V235ZM221 234H223V235H221ZM229 234V235H228ZM247 234V233H246ZM150 235V236H149ZM217 235V236H216ZM231 235V236H230ZM239 235V234H238ZM86 236V237H85ZM141 236H143V237H141ZM152 236V237H151ZM200 236V235H199ZM208 236V237H207ZM262 236V237H261ZM145 237V238H144ZM230 237V238H229ZM238 237V236H237ZM252 237H254V238H252ZM143 238H144V240H143ZM209 238V239H210ZM214 238V239H213ZM235 239V240H233V239ZM244 238V237H243ZM230 239V240H229ZM232 239V240H231ZM239 239V238H238ZM237 239V240H238ZM242 239V238H241ZM245 239H243V240H245ZM81 240V239H80ZM83 240V239H82ZM143 240V241H142ZM253 241V240H252ZM252 241H250L249 243H252ZM253 241V242H254ZM260 241H256V242H260ZM13 242V243H14ZM82 241H80L79 243H81ZM83 242H84V244H85V246H82V245H84L83 244ZM82 242V245H80V244H78L79 245V248H80V250L82 249V252L84 251H86V247H88L87 246V242H85V241H83ZM234 242H236L235 244H234ZM245 242V241H244ZM229 243H231V248H230V245L228 246V244ZM243 243V242H242ZM88 244V245H89ZM239 244V243H238ZM254 244H256V243H254ZM253 244V245H254ZM19 245V246H18ZM233 245H235L236 246V249L234 248L235 246H233ZM240 245H242V244H240ZM243 247H245L246 245H245V243H243ZM12 246V245H11ZM10 246V247H11ZM80 246H82V248L80 247ZM90 246V245H89ZM10 247H9V249H8V252L10 253ZM20 247H21V249H20ZM84 247V248H83ZM227 247H229V248H227ZM19 249V250H18ZM256 249V250H255ZM230 250H231V253H229L230 252ZM16 251V252H15ZM81 251L79 252L80 254L82 253ZM234 252V253H233ZM237 252V253H236ZM249 252V254L250 253H252V257L251 256H249V255H247V253ZM10 253V254H11ZM14 253H16V254H14ZM21 253V254H20ZM236 254V255H235ZM256 254V255H255ZM86 256V254L85 253H83V256ZM239 255H245V256H249V257H247V258H244L245 256H242V257H240V258H242V259H240V263H239ZM254 255H255V257H254ZM4 256H6V254L4 255H2L1 257L3 258ZM257 256V257H256ZM12 257V256H11ZM21 257V256H20ZM259 257V258H258ZM24 258H26L25 256H24ZM23 258V256H22V259H24ZM255 258V259H254ZM140 259V260H139ZM253 261H252V260ZM259 259V260H258ZM260 259H262V260H260ZM29 260V259H28ZM85 260V259H84ZM83 260V261H84ZM136 260L138 261V262H136ZM27 262V259H25V260H23V263H25V262ZM65 261V262H64ZM76 261V260H75ZM153 261V262H152ZM255 261V262H254ZM257 261V262H256ZM261 261V262H260ZM29 262V261H28ZM66 262L68 263V261L67 260H64V259H62V261L61 262H59L60 264H66ZM144 262V261H143ZM242 262V263H241ZM251 262H250V264H251ZM75 264H77L76 262H74ZM84 263H86V262H84ZM83 263V264H84ZM248 263V262H247ZM246 263V264H247ZM25 264H29V263H25ZM144 264V263H143Z\"/></svg>",
    "mask_w": 264,
    "mask_h": 264
}]
</instances>
